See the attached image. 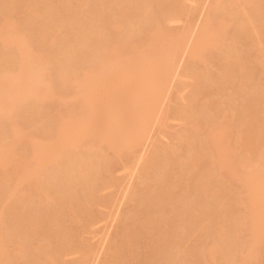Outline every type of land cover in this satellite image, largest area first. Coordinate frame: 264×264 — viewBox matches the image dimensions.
I'll return each instance as SVG.
<instances>
[{
  "label": "rangeland",
  "instance_id": "1",
  "mask_svg": "<svg viewBox=\"0 0 264 264\" xmlns=\"http://www.w3.org/2000/svg\"><path fill=\"white\" fill-rule=\"evenodd\" d=\"M95 1L94 0H88V1L87 0H67V1L66 0L65 1L64 0H45V1L44 0H0V37L2 38L4 36H8L9 34L12 35L13 33H17L19 36V39L13 40L14 39L13 38L12 39L13 41H11V42L9 41V43H7L6 40L8 41L10 36H9V38L8 37L3 38V41L5 40L4 42H2L0 39V75L2 73L4 74V72H6V70L9 73H14L15 70H17V72H18L17 65H19V62H21V61L19 60L20 57L18 56L19 55L18 52H20V51L17 50L18 49L17 46H21L24 43V46H26V49L23 48L22 52H24L25 50H28L27 53L29 54L28 58L30 60V63H34L36 65V63L38 62V65L40 64L39 66L44 70L43 73H45V74H43V76L41 75V77L42 78L46 77L47 78L46 80H48L50 87H52V89H50L51 91L49 90L51 92V95H50V92L47 91V92H49L48 93L49 96L47 98L41 99V97L40 98L38 97L39 93L42 91V90H40L41 88L39 87L40 89L38 91V95L36 92L38 89H36V90H34V94H33V96L35 95V97L30 95V97L23 98L24 96H22L23 99L22 98L19 99L18 103L14 104L15 107L12 108L13 109L12 111H9L10 109H7L5 107V110L9 112L8 114H10L9 116L7 115V117H5V118H3L4 116H2V115L0 116V145L4 146V144L6 142L7 143L9 142V144H6V145H10L13 142L12 143L13 147L11 146V148L13 150L12 151L14 154L13 156H15V158L12 159L13 161H10L13 163H11L7 166H6V164H5V166L4 165L3 166L1 165L2 167L0 166V233H1V240H2V241L0 240V242H3L2 244L4 246V247H2L3 251H1V252H3V254L0 253V255L2 254V257L0 258V260L1 261L3 260L2 263H4V264H6V263L7 264H30V263L31 264H33V263L34 264H41V263L45 264L43 262H45L46 259L43 258L45 261H43L41 259L45 255L41 254V257L38 256L39 252H41L40 250H38V248L40 246L39 244L43 240L42 239L43 233L41 235H40V233H41V231H44V236H45V235H47L46 234L47 232L49 233V232L53 231L49 234L56 233L54 235H51L54 238V240H53V238H51V236H48L49 234L47 235L49 237L48 240L50 239V241H51V239H52L53 242H55V243L51 242V245L53 244L52 246H55V248L58 249L59 252L56 251L55 248H53L51 245L50 246L53 249L52 251H54V253L58 252V254H60V255H58L56 253V255L58 256V259H60L61 263H63V264H66V263L67 264H76L77 260L80 259L79 257H81L80 251L84 253V250H86L85 252L91 251L89 253V255L90 254L91 255L90 256L88 255V257L90 258V259L88 258V261L90 263H88L85 260H83L82 263H85V264H93V263L94 264H103V263L104 264H107V263L108 264H124L123 261L125 258H124V256H122L123 255L122 253H123V251H124V253H125V251L128 253V248H129L128 246H130V245H131V247H130L131 249H134V247L136 248L135 254L138 251V253L135 255L137 259H133V261H135L134 263H133V261H131L132 263H129L130 262V261L128 262L129 258H131V260H132V258H135V257L130 256L127 259V262H126V260L124 261L125 264H138V263L139 264H146V262H150L151 264H155V263L156 264H183V263L187 264V262H190L193 259L195 260L196 256L194 255V257H193V253L198 255V253H200L202 249H203V254L202 253H200V254H202L203 256L199 255L200 258L203 257V259L205 261H209V262L213 261V263H211V264H229V262H231L230 264H233V263L234 264L235 263L236 264H264V240H262L259 237L261 242H259V244L256 247L258 249V252L256 250H253L252 248L250 249V247H252L250 244L252 242L251 240L254 241L256 239V238L254 239L255 236L253 237V234L250 233V232H252L250 230L251 229L250 227L254 228L252 217L255 215H253V212L255 211L254 208L256 209V206H259L260 204L256 202V206L254 207L253 206L254 204L252 203L251 199H247V197L249 195L247 196V195H244V193H242L244 191V186H245L244 180H246L247 176L251 175L249 172L250 168L254 167L253 169L256 171L259 169L258 170L259 172H260V170L263 171V169H264V158H262V159L260 158V156H264V127H263V129L258 131V128L260 129V127H258V126H260V125L257 126L258 128L255 126L257 124L256 122H258L259 120L261 121V123H262V121L264 122V120H263L264 119V58L263 59L260 58L259 53H257V55H255L256 52H254L255 51L254 49L252 50V48L251 49H250V47L248 48V46H250V44L248 45L249 41H247V40L253 38L252 34L250 35V33H246V34H248V35H246L243 33L244 32L243 30H245V28L247 30L250 29V27L249 28L245 27V24H246L245 22H246V20H249V19L244 20L245 18L248 17V15H247V12H248L251 15H256V17L258 15L259 21H262V22H260L261 25L259 23H256L259 21H254L257 25L259 24L258 25L259 28L258 27H255V28L257 30L258 29L261 30V32L255 31L254 34L256 36L258 34L259 38H260V36L262 38L264 37V21H263L264 20V1L263 0H257V2H256V0H255V2L253 0H252L253 2L249 1V2L254 3V4H252V3L247 4V5H250V4L252 5L250 8L251 10H250L249 9L250 6H246V4H245L246 2H242L241 0H239L240 3H243L245 5L244 6L246 8L245 9L242 4L240 5L238 0H237V2H236V0H233V1H235V4H234V2H232V0H230V3L232 2L233 5H235L232 8L235 9V7H236L235 10L232 9L233 11L226 9L228 7H224L226 4H228L227 1H229V0H225V4L221 5V6H217V3L215 2V0H178V1L173 0V2H172L173 4L175 2H179L178 6H176L177 8L172 6L171 5L172 3L169 5L170 0L169 1L163 0V1H165L164 3H162L163 1L161 2L160 0H150V1H148V0H136V1H134V0H120V1L119 0H116V1L115 0H113V1L112 0H100V1L95 0ZM97 1H99L98 4H97ZM104 1H106V2H104ZM152 1H154V2H152ZM159 1H160V4H158ZM243 1H247V0H243ZM68 2H70V5H68L69 4ZM78 2H80V4ZM102 2H104L105 4L107 3V4L104 5V3H102ZM130 2H132V3H130ZM141 2L142 3L144 2V4H142ZM149 2L150 3L152 2V3L150 4ZM155 2L156 3L158 2L157 5H154ZM212 2H214V3H212ZM217 2H218V0H217ZM77 3H78V5H77ZM82 3L84 5H82ZM238 3H239V5H238ZM87 4H89V5H87ZM93 4L97 7V11H98V9L100 10V11H98V14H97V16H98L97 17L98 19L96 20L97 24L93 23L95 21V19L93 21L90 17V14H89V13H91V16L93 17V15H94V17H95L94 12H96V9L93 8L94 7ZM117 4H119L118 5L119 9H113V7L114 6L116 7ZM146 4L150 9L147 6H145ZM149 4H150V6H149ZM212 4L214 5V8H216V6H217V8L221 7L222 9H226L228 11V12H224V10L223 11L219 10L217 12V13H219V15L220 14L222 15V20L227 19L228 23L226 22L227 23L226 27L224 24L220 23L221 25H224V31L226 30V32H224V31L223 32L226 34H225V36H223L224 34L222 33V35H220V36H222L220 39H219V37H216L219 40L218 41L219 43L216 42V44H214L213 41L211 43H207L206 41H204L205 37H204V40L202 41L203 44L201 42L195 43V42H193V39L196 36L198 38V35H196V33L199 32L198 29H200V30L204 29V31H200L202 35H203V32L209 33L208 32L209 29L207 30V29L201 27L202 24L204 25V23H202V22L203 21L205 22L204 19H206L205 18L206 15L208 16V18H210V16H212L210 18V21H209V23L210 22H212V23H210V24L208 23L210 26L207 23L205 25H207V27L210 28L211 25L213 24V29L212 28L211 29L216 30L214 28V25L217 23V21L216 20L214 21L215 17H213V15L209 14V11H211L209 9H211V8L214 9L212 7L213 6ZM215 4H216V6H215ZM220 4H222V1ZM81 5L83 8L81 7ZM166 5H168V6H166ZM226 6H228V5H226ZM229 6H230V4H229ZM239 6H242L243 9ZM253 6H254V8H252ZM49 7H51V8H49ZM118 7H116V8H118ZM92 8L95 9V11ZM174 8H176V9H174ZM47 9H48V11H47ZM91 9L93 11V14H92V11L90 12ZM253 10H255V12ZM111 11H112L113 15L111 14ZM123 11H124V13H121ZM153 11H155V12H153ZM215 11H216V9H215ZM230 11H231V13H230ZM51 12H52V14H51ZM104 12H106V13H104ZM116 12L117 13L120 12V13L117 14ZM54 13L56 14V16ZM163 13L165 14L164 16H163ZM75 14H76V16H75ZM104 14L107 17H105ZM110 14L112 15V17H110L111 16ZM259 14H260V16H259ZM51 15H52V17H50ZM146 15L148 17H146ZM99 16L100 17L102 16V18H101L102 20L100 19ZM214 16H216V12H214ZM261 16L263 17V19L261 18ZM74 17H75V19H74ZM139 17L141 18V20ZM216 17H218V16H216ZM219 17H221V16H219ZM218 18H217V20H218ZM79 19L81 20L80 22H79ZM104 19H106V20H104ZM117 19H119V20H117ZM73 20H75V21H73ZM76 20H78V22ZM98 20L100 22H98ZM207 20L208 19H206V22H208ZM251 20L252 19H250V21ZM158 21H161V29L159 28L160 26H157V24L159 25ZM218 21L220 22V20H218ZM243 21H245V22H243ZM87 22H89L90 24L92 23L91 27H89L90 24ZM107 22L108 23L117 22V25L115 24L113 26V28H114L113 29L110 26V24H107ZM242 22H243V25H242ZM114 23H112V24H114ZM252 23H253V21H252ZM45 24H47V25H45ZM153 24L156 26H153ZM67 25L69 26V28ZM100 25H102V26H100ZM217 25H219V24L217 23ZM39 26H41V27H39ZM85 26H86V28H85ZM92 26H93V29H92ZM96 26L98 28H95ZM116 26L122 27L123 29L122 28H120V30H118L119 28L115 29ZM106 27H107V29H106ZM129 27H131V28H129ZM216 27H218V26H216ZM99 28L101 30H99ZM156 28H157V31H159L158 29H160L161 31L163 29V31L168 30V31L172 32V34L170 32H169L170 34L169 33L167 34L164 32L165 33V37H164L165 39L164 38L163 39L165 41H166V39L168 40V38L171 39L169 44L167 41H166L167 43L164 42L163 39L159 40L162 42L161 46L164 47L167 45V48L163 49L161 47L163 50L160 51L158 48V47H160V44H159L160 42L157 43V44H159V46H156L157 49L160 51L159 54L161 55V53L163 52L164 56L166 54H168L167 51H165L166 52V54H165L164 50L170 49L169 50L170 51L169 59L172 56V58H171L172 61L170 59V60H168L169 62H167V58L165 57L166 60L164 59L165 61L161 62L160 61L161 59L159 60L156 57V59L159 60L158 61L159 63L161 62L163 64H165V63L166 64L170 63V64L169 65L165 64L166 66L163 65V67H165V68H162V66H160V67L156 66L155 63H154L155 65L151 64V63H153L152 61H151V63H148L150 61L149 60L147 63L144 62L145 64H143V65L140 63L139 67H138L136 64L131 62V60L138 58L137 54L135 56L134 53H137V52L140 53L141 52L140 54L143 53L141 55L143 57L144 54H146V56H148L147 53H149L150 51H149L148 47L142 46L140 44L142 47L145 48V51L142 52L144 49L141 50V49H139V46H138V50H136L137 51L136 52L135 49H133L134 43L136 46V44L139 43L140 40H141V42H142V40H144L146 42L145 39H147L148 37L142 39V37L144 36V32L147 33L149 31V29H151V32H152L153 31L152 29H156ZM43 29H44V32H43ZM146 29H147V31H145ZM92 30H94V31L91 32ZM97 30L100 32V35H97V34H99V32ZM136 30H137V32H136ZM250 30H248V31H250ZM132 31H134V32H132ZM155 31H153V32H155ZM227 31L229 33H227ZM38 32L39 33L43 32L44 34L43 33L38 34ZM87 32H88V35L86 34ZM151 32L150 31L148 32V34H149L148 36H150V34L153 35V32L152 33ZM183 32L185 33L184 35H183ZM92 33H94V34H92ZM128 33H129V35H128ZM219 33H221V32H219ZM139 34H141V35L143 34V36H141ZM158 34H159V32H158ZM176 34H178V35H176ZM181 34L184 36V39L182 37V40H180V38H179V36H181ZM201 34H199V35H201ZM240 34L241 35L244 34V35L242 37L237 36ZM167 35L168 36L174 35V38L176 41L174 39L172 40V38H170L171 36L168 37ZM185 35L187 36V40H186ZM202 35H201V39L203 38ZM214 35H215V33H214ZM41 36L43 37V39ZM153 36H155V35H153ZM175 36L179 39H176ZM209 36H212V35L208 34L207 39H210ZM85 37H87V38H85ZM137 37H139V38H137ZM150 37H152V36H150ZM126 38L129 41V43H131L132 41L134 42V40H135L134 43L133 42L131 43L132 45H130L129 48H127L129 43H128V45L126 44L127 42H125V44H124V41H127ZM25 39H27V41ZM137 40H139V42ZM153 40H154V38H153ZM177 40L181 41V43L179 41L180 45L182 44L181 46L186 45L187 48L185 46L179 47L180 45H179ZM210 40H212V38ZM213 40H215V38ZM263 40H264V38H263ZM148 41H149V38H148ZM150 41H151V39H150ZM252 41L254 42V39H252ZM252 41L250 40L251 44H252ZM255 41H256V38H255ZM87 42H88V44H87ZM111 42H112V44H111ZM116 42L118 45L116 44ZM258 42L260 43L259 39H258ZM20 43H22V44L20 45ZM122 43L124 45H122ZM142 43H144V42H142ZM165 43H166V45H165ZM191 43L194 44L192 46H194V47L196 46L197 49H201L206 44L205 48L203 47L201 49L202 54L199 53L200 51L198 52L199 54L195 55V56H194V54L187 53L190 50L191 51L193 50V49H190V48H192V46L190 47ZM254 43L257 44L256 45L257 48L258 47L261 48L262 47L261 45L264 46V44L258 45L257 42H254ZM263 43H264V41H263ZM67 44H69V45H67ZM86 44H87V47H86ZM198 44L200 45L201 48L199 47ZM201 44H202V46H201ZM88 45L91 46V49H90V46H88ZM137 45H139V44H137ZM144 45H145V43H144ZM155 45H156V43H155ZM172 45L176 46L177 49H179V50L175 49V51H174V49H172ZM27 46H28V48H27ZM93 46H94V48H93ZM115 46H116V48H115ZM148 46H149V44H148ZM153 46H154V43H153ZM153 46H151L150 49H152ZM142 47H140V48H142ZM156 47H155V50L154 49L153 50L157 53ZM251 47H252V45H251ZM101 48H102V50H101ZM126 48H127V50H126ZM238 48H240V49H238ZM259 48L257 49L258 51H259ZM116 49H119L120 52H118V50L116 51ZM180 49H181V51H180ZM237 49H238V51H237ZM57 50H59V52ZM171 50H173V51H171ZM67 51H69V53L71 52V54L67 53ZM121 51H123V52H121ZM154 51H153V53L150 52L151 55L152 54L154 55ZM56 52H58V53H56ZM109 52H111V53H109ZM193 52H195V51H193ZM126 53H127V55H126ZM139 53H138V56L140 55ZM150 53H149V55H150ZM174 53L177 54V56ZM66 54L67 55L69 54V56H67ZM112 54L115 56H113ZM119 54H121V55H119ZM159 54H157V55H159ZM188 54L189 55L191 54V56L189 57ZM261 54L264 55V52H262ZM26 55L27 54H25V56ZM41 55L44 56V58H41L42 57ZM58 55L60 58L58 57ZM117 55L119 58L117 57ZM129 55H132L133 57L129 56ZM153 55L151 57H153ZM168 55H166V56L168 57ZM235 55H236V57H235ZM108 56H109V58H108ZM120 56H122V57H120ZM124 56L127 58H125ZM229 56H230V58H229ZM254 56H256V58L261 60V61H259V62H261V64H260L261 67L260 68L258 67L259 69L257 68L258 70L256 71L255 74L253 72L254 70L252 68H250V63H249V62H251L250 59H252V62H253V60H255V61L257 60ZM105 57H107V59H105ZM140 57H139V61H142L140 59ZM151 57L148 56L147 58H151ZM110 58H112V59H110ZM42 59H43V62H42ZM65 59H66V61H65ZM114 59L117 62L128 61L131 65H133L134 67H137L139 69L146 68V66L148 65L149 67L147 66L148 68L144 70L146 72L145 74H148V76L150 75L149 74L150 72L147 70L153 69V67H154V69L158 68L161 72L163 70L162 76L165 73H167V71H168V73H167L168 76L164 75L162 79L160 78V76H158L160 78V80H158V81H160L159 85H161V83H163V81H164V83H163L164 85L162 84V86H159L160 92H158V93H160V95L157 96L158 99L156 98V100H159L158 103H156L155 102L156 100H155L154 103H156V105L155 106L153 105V108L151 107L153 110L151 111L148 109L150 112H153V114L149 115L147 113L149 111H147L145 108V110L147 111V112L146 111L145 112L148 114V116H147V114L145 116H147L149 119L146 118L147 120H144V117H143V119H141L142 118L141 116H144V115L141 112L138 113L136 110L137 109L136 107H135L136 109L134 108L136 111H134L133 109H130L131 107L125 108L127 102L122 101V99H124L127 96L129 98V95L132 94V93L127 92V90H128L127 87L131 86V84H132L131 81H133L134 78L132 80H128V78L131 75L132 76L136 75L137 72L142 73V71H140L139 69L136 72L134 71L135 73H133L131 71L133 74H130V75L128 74L129 76L127 75L128 76L127 77L126 73L124 71L125 69L123 68V67H125V64L121 63L123 65L117 64L119 66V68H117L118 66L115 68L116 73L114 74V72H113V75L116 77L115 79L113 78L114 76L112 77V74H111V76L108 75L109 77L104 75L108 79L102 78L101 80H103V81H101V80L100 81L104 84H101L98 81L99 78L98 79L96 77L92 78L93 75H96L99 72L101 74L103 69L105 70V71H103L104 73L106 71H108L109 69L111 70V68H113L115 66V63H116V61ZM151 59H153V58H151ZM235 59H238L240 61L239 63L242 64V65H240V64L238 65V63L236 62V65L237 66H243V68L240 67L239 70L240 71L242 70L240 72V71H238V68L234 67L235 71H238V72L231 75V73H233L232 69H234V68H232L231 65H234ZM57 60H58V62L61 61L64 64L60 62L62 65L61 64L57 65V63H58ZM62 60H64L65 62ZM35 61H37V62L35 63ZM107 61L109 63H107ZM113 61H115V62L113 63ZM133 61H136V60H133ZM156 61L157 60H155L154 62H156ZM25 62H27V61H25ZM54 62L56 63V65ZM98 62L101 63L102 65L100 64L98 66V64H99ZM124 63H126V62H124ZM137 63H138V61H137ZM34 64H32V65L35 67ZM87 65L89 67H87ZM94 65L99 67V68H97L99 70H96L94 68L95 67ZM103 65L105 66L106 69L104 68ZM131 65H130V67H131ZM100 66L103 68L101 69ZM108 66H109V68H108ZM120 66H121V68H120ZM31 67L32 66L29 67L30 70H32ZM90 67H93L96 71H99V72H97L96 74H93V72H96L94 70L91 73L92 76H87L85 74L82 75L84 73V71L89 72ZM167 67H169V68H167ZM127 68H129V66ZM58 69H60L62 72H59L60 70H58ZM120 69H121V72L119 71ZM133 69L134 68L132 67L131 70H133ZM154 69H153V71L150 70V71H152L151 73L154 72V74L158 75V73H157L158 71H156L157 69L156 70H154ZM170 69H171V71H169ZM33 70L34 71H32V72H33V74H35V72L37 71V65H36V71H35V68ZM38 70H40V69L38 68ZM128 71H130V69H128ZM144 71H143V74H144ZM155 71H156V73H155ZM81 72H83V73H81ZM122 73H125V74H122ZM128 73H130V72H128ZM140 73H139V75H140ZM41 74H42V72H41ZM89 74H90V72H89ZM116 74H118V75H116ZM154 74H152V75L154 76ZM38 75H39V73H38ZM45 75H47V76H45ZM76 75H78L79 81H80V78H86V80H83L84 82L86 81V82H89L90 84L92 82H96V85L98 86V88H101V89L103 88V86H105V87L107 86L110 90L108 91V89H106L107 87L106 88L104 87V89H106V91H108V93L111 91V89L113 90L112 92H115L116 88H117V91L120 94H118L116 91L115 94H118L119 96H116V95L113 96L114 95V93H113V95L110 94V96L107 98L108 93L106 96V91H102L103 89L102 90L100 89L103 96L101 95V97H100L99 94H101V93L99 92V94H98L97 93L98 91H97L96 93H97L98 97L97 96L95 97V95H94V97L97 98L98 103H96V104L94 103V107L92 105V108H91L89 106L90 103H88V104L84 103L85 101H87V100H85L86 96L83 97V99L85 101L84 100L80 101L81 99L79 98V96H77L79 98L78 99L79 102H78L77 98L74 97V93L73 94L71 93V90L73 92V89L75 88L76 84L74 85V87L73 86L70 87L71 83H69V81L72 77H74V79L77 80ZM79 75H80V77H79ZM121 75L124 78H121ZM139 75L137 74V77ZM62 76L63 77L66 76V77H64L65 79ZM148 76L145 77L146 80H149V79H151L150 77H152V76H150L148 78ZM61 77L65 81H63V79ZM67 77L68 78L70 77V78L68 79ZM158 77H156V78L158 79ZM165 77H168L167 80H163V79H165ZM233 77H235V80H233L234 79ZM109 78H113L112 79L113 83L111 82V80H109ZM143 78H144V76H143ZM154 78H155V76H154ZM140 79H141V77H139L138 80H140ZM157 79L155 80V83L158 82ZM114 80H116V81L119 80V81L118 82L115 81L116 82L115 83ZM141 80H143V79H141ZM153 80L154 79L152 77V81ZM227 80H229V82ZM236 80H237V83L235 82ZM40 81L41 80H39L38 83L36 82L35 85L40 86L39 85ZM152 81H149V82H152ZM41 82H40V84H41ZM81 82H82V79H81ZM138 82H140V81H138ZM214 82H216V83H214ZM48 83H46V84H48ZM142 83H144V82H142ZM142 83L140 82V84L143 85L142 87H144L145 83H146V85L148 84L146 81L144 84H142ZM46 84H45V86H46ZM132 85L136 86V84H132ZM141 85H140V87H141ZM149 85H151V84L149 83ZM152 85H153V82H152ZM217 85H218V87H217ZM84 86H86V85H84ZM154 86H157V84ZM154 86H153V88H154ZM43 87H44V85H43ZM80 87H82V85H80ZM137 87H135L136 91L140 89V88L137 89ZM147 87H148V85H147ZM91 88H92V85H91ZM206 88H207V90H205ZM208 88L210 91H212V93L208 90ZM45 89H46V87H45ZM132 89L134 90V88H132ZM150 89H151L150 86H149V90H148V88H146L147 91H150ZM80 90H82V89H80ZM83 90H86V88H84ZM199 90H201V91H199ZM214 90H215V92H214ZM136 91H133V92H136ZM143 91H141V92L138 91V92L140 94L141 93L146 94V92H143ZM47 92L45 91L46 94H44V92H43V94H44L43 97L45 95H47ZM75 92H76L75 94H78V90ZM81 92H80V94H82ZM112 92H110V93H112ZM130 92H131V90H130ZM155 92H156V90H155ZM10 93H11V91H10ZM8 94H9V92H8ZM70 94L73 96L71 97ZM104 94H105V96H104ZM126 94H127V96H125ZM143 94H141V95H143ZM150 94H152V93H150ZM0 95H6V94H4V92H2V93H0ZM111 95H112V97H111ZM133 95H134V93H133ZM147 95H149L148 92L146 94V99L148 97ZM82 96H84V95H82ZM120 96L121 97L123 96V98L121 100H120V98H121ZM143 96H141V98ZM155 96H156V94H155ZM205 96H207V97H205ZM94 97H92L93 101H94ZM105 97H106V99H109L110 97L112 99L110 98L109 100H106ZM113 97H114V99H113ZM135 97H137V96L135 95L133 98H135ZM149 97H150V95H149ZM153 97L151 96L152 100H153ZM159 97H160V99H159ZM88 98H90V97H88ZM92 98H90V100ZM101 98H103L102 104L100 102ZM128 98H126L124 100L129 101ZM6 99L3 98V100H6ZM131 99L132 98L130 97V100ZM138 99H136V101ZM146 99L144 98V100H146ZM154 99H155V97H154ZM12 100H15V98ZM132 100H134V99H132ZM6 101H8V100H6ZM96 101H94V102H96ZM112 101H113V103H111ZM114 101H116V103H114ZM121 101L123 104L125 103V105L123 106V108H125V111H123L124 113L127 111L126 114H129L132 110V113L136 112V114H139L138 116L135 115V117L137 118L138 121H139V119H141L140 120L141 123H142V120L145 121L143 130H142V128L137 129V130L143 131V134L141 133L142 131L141 132L138 131V134L140 135L139 137L141 139L139 137H137L138 139L136 142L134 140H132L135 142L134 145H136V143L138 142L137 143L138 146L132 147L131 145H133L132 144L133 142H131V145H130V143H129L130 140L126 141L130 138H126V140H125L124 134L122 135V133H124L123 130L124 131L126 130V128L125 129H122V128H124V126L126 124L122 125L123 127H121V130H118L119 127L121 126L120 124H122L123 122L121 121V123L120 122L118 123L117 121L118 120L120 121L121 118H119V117H122V115L124 116L125 114H122L123 113L122 107H120L118 109L115 105H117V104L119 105L121 103ZM211 101H212V103H211ZM253 101H255V102H253ZM12 102L14 103V101H11V105H12ZM80 102H82V103H80ZM130 102L131 101H129V103ZM139 102H141V101H139ZM107 103H110V104H107ZM142 103H144V102H142ZM148 103H149V100H148ZM6 104H7V102H6ZM85 104H87V105H85ZM97 104H101L102 106L97 105ZM111 104H115L114 105L115 109L116 108L118 109V110H116L117 112H119L121 109L122 113L120 114L121 116L120 115H119V117L117 116L118 120L117 119L114 120V118H113V120L109 119V118H112L111 116H113L111 114L112 112L108 111V110H110L109 105H111ZM135 104L131 103L130 106H135ZM120 105L122 106V104H120ZM5 106H7V105H5ZM82 106H84V107L82 108ZM114 106H112V109H114L113 108ZM150 106H152L151 103H150ZM249 107H251V109ZM0 108H1V110H3L2 106ZM86 108H88V109L91 108L92 111H93V109L96 108V110H98V112L93 113V114L97 115L99 113L97 116H99V117L101 116L100 120H99V117H96V118H98L97 120L93 119L95 117L92 116L93 115L92 111H91V109H89L91 112V114H89V116L92 119L90 118L91 122L89 120H87L89 122H86L84 120V118L88 114V112H87V114H86V111L84 112V110L88 111V109H86ZM138 108L141 109V107H138ZM226 108H228V109H227L226 113L223 114V112ZM245 108H246V110H245ZM247 108H249V109L247 110ZM140 109H139V111H140ZM5 110L3 111V113L2 112H0V113L4 114ZM96 110H94V111H96ZM128 110H130L129 113H128ZM222 110H223V112H222ZM249 110L250 111L254 110V112L251 111V114L252 115L255 114L254 115L255 117L254 116L253 117L255 118V120H256V118L258 120L255 122V124H254V122L251 121V123H253L252 127L257 129L255 131H254V128L252 129L254 131V132L252 131L254 133L253 136H251V134H250L252 132H248L250 134V135L248 134L249 137L251 136L249 138L250 144L256 146L255 149L254 148L252 149L250 147L252 145L248 146L249 144L247 143L248 142L247 141L246 145L248 146V148L250 147V150L246 149L245 148L246 146L245 147L242 146V145H245V143L244 144L242 143V145L240 146L239 141L237 142V140H239V138H237V137H239V131L241 129L243 131H241L242 133H240V134L242 135L244 133V135H242V136H245V133H247V131H249L252 128L250 126L251 128H249V130L246 129L247 131L244 130V128H241V127H244V125L242 126V124H243V121L245 120V119H243L244 118L243 113L246 111H249ZM141 111H144V110L141 109ZM108 112H111L110 116L108 115ZM73 113H74V115H73ZM79 113H81L80 115L84 114L85 116L84 115L81 116V118H79L80 120L78 118H75V119H78L76 121V123L77 122H84V123H81L84 125L89 123L85 127H84V125H82V127L86 129V132L88 131L87 133H89L90 137L87 134L83 135L85 133V131H83L81 138L83 137L84 139L80 138L81 139L80 142H77V141H79L77 135H76L77 141L74 140L75 142L74 143L72 142L73 144L72 143H65L66 141L60 142V144L61 143L64 144V146L62 145L63 146L62 150H64V151L66 150L65 152H63V151L59 152L60 154L62 153L61 155L58 154L59 156L56 155V156H54V158L46 157L47 158L46 159L45 156H48V155L43 156V153H41L40 154L41 159L39 158V160H42L41 161L42 163H40V161L39 162L36 161L37 156L33 154L32 150L34 148L32 149V146L30 145L32 141L30 140L31 141L30 142L29 139H31V138L34 140L36 139L38 141L37 142L38 144H39V142L46 141L47 138H48L47 142H49V138H50V141H52L51 138L55 137L52 135H54L55 130H57L56 125H58L60 123V120H62V118L59 120V122L57 120L60 117H62V115H63V119H64L65 115H66V117L69 116V117H67V119L68 118H74V116L77 117V115L79 117L80 116ZM132 113L129 114V116L132 115ZM140 114H142V115H140ZM198 114H200V115H198ZM149 116H152V117H149ZM224 116H226V117L228 116V118H226ZM114 117L116 118V116H114ZM125 118H126V120H128L127 117H125ZM125 118L124 119L122 118L121 120H124V122L127 123V121H125ZM88 119H89V117H88ZM92 120H94V122ZM129 120H128V122L132 123V121H135L136 119L134 120V118H133V120L131 119L132 121H129ZM225 120H226V122H225ZM71 121H75V120H70L69 122H71ZM97 121H98V123H97ZM138 121H137V123H138ZM100 122L101 123L104 122L103 123L104 125L106 124L105 128H104V125L102 124L103 125L102 126ZM109 122H111V123H109ZM116 122L119 124L118 129H117L116 125H113V123H116ZM191 122L192 123L196 122L194 124L197 126L199 125L198 128L199 127L200 128L198 130H200V131H198V130L192 131L190 128L191 126H193L192 124H190ZM139 123L137 125L134 122L133 126L137 125V127H138L140 125ZM209 123L211 124L210 127H212L213 124H214L213 126L215 127V123H216V125H217V123L220 124V125L218 124L219 128H218V126L216 128L218 132L214 128V130L217 132L216 135L221 130H223L224 125H225V127L229 126V127H227L228 129L224 127L225 129H227V130H225V129L224 130L226 131V136H227L226 139H227V143L229 146L226 148H229V150L232 149L231 152H229V153H231L230 155L232 156V153L234 152L233 156L236 159L233 156L231 157L228 153L227 154L231 158H229V156H225V157L229 158L230 160H228V159H227L228 161L226 159H225V161L223 160L222 161L223 167L227 163L228 164L226 166L231 164V168L233 166L234 167L232 168V171H231L230 167H227V168H229V170L231 172H228L229 175L227 174L226 177L225 176L222 177V175L225 173V172L224 173L222 172L223 174L220 175L221 177H219V179H221L222 182L218 181L219 179L216 176L217 174L215 175V171L217 172V170H215V169H218V168H216V166H217V161L219 158V156H218V158L216 157V153L214 152V149L217 146L214 145V146H216L214 149L212 146H211L212 147L211 149H210V147L207 148L205 146L206 148L204 147L205 148L204 149L203 146H202V148H200L202 143L200 145H198L199 144L198 139L200 141V139L202 137L206 138V136H204V135L207 132L206 130L210 129ZM77 124H80V123H77ZM81 124L78 127H81ZM107 124H109V125H107ZM87 126H89V127H87ZM238 126L241 128L240 130H239ZM261 126H264V124ZM126 127L130 128L128 126H126ZM195 127L196 126H193V128H195ZM237 127H238V129H237ZM12 128L13 129L15 128L14 130H16L18 141L15 138L14 139L11 138L12 137L11 136L12 131H13ZM76 128L77 127L75 126V129ZM83 128H81V130H83ZM132 129L130 128V130H132ZM219 129H220V131H219ZM73 130H74V128H73ZM78 130H79V128H78ZM107 130H108V132L110 131L111 133H113L112 131H114L113 134H116V137H114V138L112 137V135H111V137L109 135V137L111 139L113 138L114 141H116V138L121 140V141H119V143H117V141L116 142L112 141V145L114 143H117L121 146V144H125V142H126V146L125 147L123 146L124 148L122 147V149H120L121 147H118L120 150L114 149V147L110 148L111 144L110 145L108 144L110 139L108 137V134H106ZM127 130H126V132H127ZM104 131H105V133H104ZM133 131H135V130H133ZM208 131L211 132L210 130H208ZM257 131L259 133H257L255 136V132H257ZM214 132H212V133H214ZM77 133H78V131H77ZM103 133L106 135H104ZM135 133H137V131ZM212 133H211V135L213 137ZM117 134L119 136H117ZM138 134H135V137L138 136ZM220 134H221V132H220ZM220 134H218V137ZM185 135L188 136L189 138L185 137ZM78 136L80 137V135H78ZM143 136H145V138ZM242 136L240 138H242ZM135 137H134V139H136ZM247 137H243V138H246V140H247L248 139ZM142 138H143V140H142ZM183 138L184 139L186 138V139L183 140ZM209 138H211V136ZM188 139L190 141H188ZM214 139H216V138H214ZM226 139H225V142H226ZM12 140H14V141H12ZM53 140H55V139H53ZM217 140H218V138H217ZM203 141H205V140H203ZM208 141H209V139H208ZM208 141L206 140L207 143L206 142H203V143H206V145H207L209 143ZM210 142H212V141H210ZM213 142H215V141H213ZM109 143H111V142H109ZM212 143H211V145H212ZM216 143H217V141H216ZM218 143H217V145H218ZM223 143H224V140H223ZM69 144H71V147L69 146ZM75 144H77V145H75ZM127 144L129 146H127ZM257 144H258V146H257ZM196 145H198V147ZM208 146H210V144H208ZM218 146L220 147L221 145H218ZM225 146H227V145H225ZM255 146H253V147H255ZM76 147H78V148H76ZM127 147H130V148L132 147V149L127 148ZM200 149H201V151H199ZM202 149H204V150H202ZM114 150H115V152H114ZM226 150H228V149H226ZM226 150H224V151H226ZM251 150L253 152V153L251 152L252 153L251 156H252V158L253 157L254 158L252 161H251L252 158H249V160L251 161L250 166H252V167L249 166L250 167L249 168V167H247L248 165H246L248 160L247 161L244 160L246 162L243 164L242 162H239L240 159H237V158H241L240 156L238 157V155L243 154L241 156L244 157L243 159H245L244 155H248L247 151H251ZM46 152H44V153L46 154ZM73 152H75V153H73ZM70 153H71V155H70ZM200 153H202L203 155L201 156ZM259 153H261L263 155L258 156ZM47 154H49V152ZM225 154L226 153H223V155H225ZM249 154H250V152H249ZM72 155L74 158H72ZM210 155H211V157H210ZM235 155H237V156H235ZM35 156H36V158H35ZM196 156H198L197 157V159H199L198 161L195 158ZM0 157H1V155H0ZM38 157H39V155H38ZM103 157H105V160ZM220 157H221V155H220ZM248 157H250V155ZM43 158H45V159L43 160ZM107 158H108V160H107ZM222 158H221V160H222ZM73 159H75V160H73ZM216 159H217V161H216ZM231 159H234L235 161L236 160L237 161L234 163L233 162L234 160L232 161ZM243 159L241 158L242 161H243ZM72 160H73V162H75V164L72 162ZM219 160H220V158H219ZM35 161L37 162V164H35ZM70 161L72 162V164ZM78 161H80V163L82 162L81 163V165H83L82 169L86 168V170H87V167H88V170H87L88 174L89 173L91 174V175L89 174L88 176L93 177L92 179H91V177L88 178L90 181L89 188L91 189L90 190L91 192L89 194L87 193L88 187H86V184H88L89 182L86 183V181H85L86 184L83 185L84 184V178H83V176H81L82 174L80 172H82L84 170H82V169H81L82 171L80 170L81 166H79L80 164ZM199 161L202 164V166L199 164ZM69 162H70V164H69ZM88 162L92 163V165L89 164ZM28 163H31L33 165L35 164L36 166H38L37 171H35L36 172L35 174L37 176L35 175L36 177L33 179V180H35L34 181L35 183L30 182L31 184L29 183V180L26 181V179H25L26 182H24V180H19L17 177L19 175V173L22 172L21 170H23L24 165H26ZM108 163H109V165H108ZM87 164H88V166L85 167L84 165H87ZM236 164H238V165H236ZM69 165L70 166L72 165L71 166L72 168H70ZM73 165L76 167H74ZM145 165H146V170H145ZM218 165H220V164H218ZM104 166H105V169H104ZM30 167H32V165ZM106 167L107 168L110 167V168L107 169ZM76 168H78V170L80 172ZM199 168L201 171L199 170ZM225 168L226 167H224V168L220 167V169H223V170H225ZM71 169H73V170L71 171ZM76 170L78 172H76ZM89 170H91V171H89ZM254 170H251V173H253V174H254V172L256 173V171H254ZM245 171H248V172L245 173ZM262 171L260 174H262ZM17 173H18V175H17ZM83 174H85V173H83ZM77 175L79 177H77ZM211 175L212 176L215 175L214 179H210L212 177ZM254 176H255V174H254ZM261 176H264V174ZM16 177L18 180H15ZM215 177H217V179ZM256 177H258V175ZM36 178H37V180H36ZM81 178H82V180H79ZM248 178H250V176ZM262 178H264V177H262ZM209 179L211 181H209ZM258 179H259V177H258ZM260 179H259V181H262L261 183L264 184V182H263L264 179L263 180H260ZM31 180L32 179H30V181ZM85 180H87V178ZM216 181L218 182V186H217ZM259 181H257V183H260ZM36 182H38L40 184L35 185V184H37ZM206 182H207V184H206ZM219 182H220V187H219ZM29 184L32 186H30ZM91 184L93 185L92 187L95 191L92 189ZM212 184L215 186H213ZM260 184H258L259 188H256V187L255 188L260 189L261 188ZM34 185H35V188L33 187ZM29 186H30V188H28ZM45 186H46V188H49V189H47L48 191L51 190L50 191L51 196L50 195L49 196L44 195V196H46L44 198V197H42L43 195H41L40 198L41 199L44 198V199H42V202H41L40 199L39 200H38V198L36 199V196L38 194L37 193L38 191H36L35 193H37V194H34V196L35 195L36 196L35 197L33 196V198L31 197L32 195H30V194H33L34 190H36L38 187L39 188L41 187L43 190L44 189L46 190ZM255 186H257V184ZM31 187H33V188H31ZM204 188H205V190H204ZM32 189H33V191H32ZM43 190H42V192H44V194L45 193L47 194L48 191L46 192L45 190L44 191ZM39 191L41 192V190H39ZM258 191L259 190H257V192ZM40 192H39V195H40ZM68 192L71 193V195ZM200 192H201V194H200ZM91 193L92 194L96 193V194H95V196L94 195L91 196L90 195ZM250 193H251V191H250ZM260 193L261 192L259 191L258 194H260ZM262 193L260 194L261 196L264 195V193L263 194ZM66 194H68V195H66ZM85 194H88V195H85ZM253 194H256V192ZM64 195H65V197H63ZM158 195H159L160 200L158 199ZM71 196H72V198H71ZM90 196L93 197L92 199H94V201H96L95 202L96 204L94 203L93 200H92L93 203L91 202V198L89 199ZM244 196H247V197H244ZM67 197H70L68 199L69 201L67 199L65 201H63ZM86 198H88L87 199L88 201L86 200ZM95 198H96V200H95ZM248 198H250V197H248ZM162 199H164V200H162ZM70 200L71 201L74 200V201L71 202ZM250 201H251V203H250ZM68 202H70V203H68ZM78 203H79V206H78ZM85 203H87V204L84 205ZM89 203H90V205L91 204H93V205L89 206ZM68 204H69V207H72L71 211L69 210V208L67 206ZM70 204H72V205L70 206ZM199 204H200V206H199ZM63 205H66L67 207H65ZM192 205L194 206V208ZM75 206L76 207L78 206V210L80 207L82 209H84V211L83 210L81 212L79 211V213L80 214L83 213V215L85 214L88 217L87 221H84L86 219L85 215L83 217L81 216L82 218L85 217L83 221L81 220L82 218L77 220V218L79 217L77 214H79V213H74V212H76V209H77V208L76 209L73 208ZM251 206H252V208H251ZM263 206H264V204H263ZM61 207L68 208V209L66 210V209L62 208L63 211H61V209H60ZM85 207H87V208H85ZM88 207L90 208V210ZM203 207H204V209H203ZM85 209H86V211H85ZM214 209H216V210L211 211ZM257 209L260 210L262 208L259 209V207H258ZM73 210H75V211L72 212ZM204 210H205V212H204ZM250 210L251 211L253 210V211L251 212ZM68 211H70V213H73V214H69ZM148 211L150 212V214ZM61 212H62V214H61ZM65 212H67L65 214V216L69 217L70 219L63 215ZM87 212H89V214ZM202 212H204V213H202ZM215 212H216V214H215ZM198 213H201V214H198ZM208 213L210 215L213 213L212 215H215V216L218 213L219 215L216 216L217 217V219H216V217L213 218V216L212 215L210 216ZM250 213L253 216H251ZM258 213L260 214V212H258ZM68 214L73 216L72 219L76 218L75 217L76 215L78 216L76 219H73L75 221V223L73 221L71 222V223H74L73 224L74 226L72 225L74 227V228L72 227L73 229L70 226L71 225V223H70L71 217L68 216ZM184 214H185V216H184ZM248 214L250 217L248 216ZM90 215H91V217H90ZM199 215H202V216L200 217ZM261 215H262V213H261ZM192 216H194V217L192 218ZM208 216H210L211 217L210 219L212 220V221H210V219H209L210 223L206 222ZM258 216L259 215L257 214V217ZM51 217H53V219ZM64 217L66 220L64 219ZM150 218H151V220H150L149 225L152 224V226L148 225L149 220H147V219H150ZM199 218L201 219L200 220L201 222L203 221L202 219L205 218V220L202 222L201 225L205 224V222L208 223L207 226H206V224L203 225L204 228L206 226L205 229L202 226V230H201V225H200L201 222H199V220H198ZM160 219H161V221H160ZM183 219H185V220H183ZM68 220H69V222H68ZM189 220H190L189 223H192L191 220L193 221L192 225L190 224V226L188 223ZM195 220H196V222H194ZM30 221L32 223H30ZM78 221H82V222H80L81 225L78 223ZM185 221H186V224H185ZM35 222H36V226H35ZM53 222H54V224H53ZM83 222L85 223V225H82ZM152 222H154V223H152ZM211 222H213V224ZM29 223L33 226H31ZM48 223H49V225H48ZM55 223H56V225H55ZM67 223H69V224L66 225ZM76 223H78L79 226ZM155 223H156V225H155ZM197 223L200 225L199 227H198ZM57 224L59 227L57 226ZM65 225H66V227H65ZM158 225H160V226L158 227ZM147 226H149V227H147ZM153 226H154V229H153ZM192 226H193V228L196 226L200 230H197V229L193 230V228H190ZM260 226H263V225L261 224ZM28 227L31 228L30 231L26 230V229H29ZM33 227H35V228L37 227V228L34 229ZM41 227H43L42 230H39V228H41ZM144 227L145 228L147 227L146 228L147 230ZM151 227H152V229H149ZM188 227H189V229H188ZM208 227H211V228H208ZM255 227H256V225H255ZM44 228H45V230H44ZM46 228H47V230H46ZM61 228H63L62 231L60 230ZM68 228H70L71 230L70 229L65 230ZM247 228H250V229H247ZM57 229H59V230H57ZM74 229L77 231L75 234L73 233V231L75 232ZM156 229H158L159 231L157 232ZM191 229L195 233L197 231V233H196L197 235ZM206 229L208 231H206ZM37 230L40 231L38 236H37V234H38ZM64 230L66 232H64ZM141 230L150 231V233L145 232V234L147 235V238L145 239L143 237V240L140 241V243L142 245L141 244L139 245L138 241L141 238V237L139 238V235H140V233L143 234V231H141ZM171 230H173V231H171ZM186 230L187 231L190 230L195 235H193L192 233L191 234L188 233ZM203 230L205 232V235L201 236V234H204ZM67 231H70V232H67ZM138 231H139V233H138ZM182 231H183V233H182ZM35 232H36L37 237L34 235ZM59 232H61V233L59 234ZM62 232H64V233H62ZM136 232H137V236H136ZM161 232H163V233L160 234ZM175 232H177V233L175 234ZM186 232L191 236L187 238L188 234ZM200 232H201V234H199ZM30 233H33V234L31 235ZM23 234L25 236H23ZM62 234H63V236H62ZM223 234H226V235L223 236ZM30 235H31V237H29ZM33 235H34V238H33ZM58 235L62 238H60ZM170 235H173L174 237L177 235L178 240L174 239V237L170 236ZM183 235L186 237H184ZM19 236H21V237H19ZM47 236H45V237H47ZM128 236H131V237H129L130 240H132L134 237H135V239L138 238L139 240L137 239L135 241L137 243V245L132 244V242H134L133 240L130 243L129 242L130 240L127 238ZM221 236H223L224 238L223 237L221 238ZM45 237H44V240H45V242H47ZM124 237H126L127 239H125ZM171 237H173V240H171L172 239ZM226 237H227V239H226ZM229 237H231L230 240H229ZM71 238L72 239L76 238L77 240L76 239H74V240H76V241L79 240V242L77 243L75 241V244H74L73 243L74 240H71ZM37 239L39 241H36ZM59 239H60V241H58ZM63 239H64V244L62 242ZM168 239H170V240H168ZM68 240L71 242L72 246ZM125 240L126 241L128 240L127 241L128 243ZM144 240H146V241H144ZM124 241H125V245H123ZM45 242H44V244H45ZM113 242H114V244H116V246L113 244ZM175 242H176V244H175ZM4 243H5V245H4ZM33 243H35V244H33ZM48 243H50V242H48ZM60 243L62 244L61 246H65L66 245L65 243H67L70 251H68V249L66 247L67 245L65 247L61 248ZM144 243H145V245H144ZM42 244H43V241H42ZM42 244H41V246H43ZM57 244H59V245L57 246ZM69 244H70V246H69ZM73 244H74V246H76L78 248L74 247ZM154 244H155V246H154ZM194 244L197 245L196 247L200 246V247L196 248V252H195V245ZM36 245H38L37 246L38 248L35 247ZM47 245L49 246V244H47ZM48 246H47V249H48ZM56 246L60 247V248H57ZM82 246L85 249L80 248ZM138 246H140V248ZM34 247L37 249L36 251L33 250ZM70 247L71 248L73 247L74 249L73 248L71 249ZM126 247H128V248H126ZM64 248H66L65 249L66 251L64 250ZM210 248H212V251L210 250L213 253V254L211 253L212 258H210L208 255V252H209L208 249H210ZM0 249H1V247H0ZM18 249L19 250L21 249V251H19ZM30 249H32V250L29 251ZM60 249H61V251H60ZM113 249H116V250H113ZM22 250H23V252H22ZM111 250L115 251L116 253L111 252ZM37 251H39V252H37ZM49 251H51V249ZM118 251H120L121 253ZM129 251H130V249H129ZM153 251L156 253L154 254ZM197 251H199V252L197 253ZM19 252L20 253L22 252L24 254L21 253L19 255ZM60 252L61 253L63 252V253L61 254ZM131 252H129L128 255H131L132 254ZM65 253H66V255H65ZM109 253H113L114 255L113 256H112V254L109 255ZM92 254H94V255H92ZM119 254L120 255L122 254L121 256L124 258L122 260V263L119 260V257H120ZM22 255L26 256L27 258L25 259V257H22ZM33 255H34V257L36 255L37 256L34 258V257H32ZM106 255H107V257H105ZM128 255H126V256H128ZM53 256H55V255L53 254ZM109 256L112 257V260H110L111 258H109ZM115 256H116L117 261H115V259H114ZM189 256H191V257L189 258ZM199 256H197V257L199 258ZM83 257L85 259V256H83ZM122 257H120V259ZM22 258H23V260H22ZM55 258H56V256H55ZM150 258L153 261H151ZM179 258H180V260H179ZM191 258H192V260H191ZM26 260H28L29 262H27ZM31 260H33V262ZM60 261L58 260V262H60ZM109 261H110V263H109ZM197 261H199V259ZM205 261H203L204 264H205ZM55 262L56 261H54L53 263H55ZM193 262L194 261H192V263ZM200 262H201V259H200ZM61 263H58V264H61ZM46 264H48V263H46ZM188 264H190V263H188ZM199 264H201V263H199Z\"/></svg>",
  "mask_w": 264,
  "mask_h": 264
},
{
  "label": "bare ground",
  "instance_id": "2",
  "mask_svg": "<svg viewBox=\"0 0 264 264\" xmlns=\"http://www.w3.org/2000/svg\"><path fill=\"white\" fill-rule=\"evenodd\" d=\"M44 1H45V0H44ZM64 1H65V0H64ZM66 1H67V0H66ZM87 1H88V0H87ZM94 1H95V0H94ZM99 1H100V0H99ZM99 1H97V4H98ZM112 1H113V0H112ZM115 1H116V0H115ZM119 1H120V0H119ZM134 1H136V0H134ZM148 1H150V0H148ZM148 1H147V2H148ZM160 1L162 2L163 0H160ZM160 1H159V3H158V2H157V3L160 4ZM165 1H166V0H165ZM165 1H163L162 3H164ZM167 1H169V0H167ZM174 1H178V0H174ZM221 1H222V4H220ZM238 1H239V0H238ZM241 1H242V2H246V3H245L246 6H250L249 9L251 8L252 5H251V4H250V5H247V4L252 3L253 1L255 2V0H253V1H252V0H247V1H243V0H241ZM249 1H252V2H249ZM263 1H264V0H263ZM95 2H96V1H95ZM104 2H106V1H104ZM104 2H102V3H104ZM107 2H108V1H107ZM145 2H146V1H145ZM152 2H154V1H152ZM152 2H151V3H152ZM172 2H173V0H170L169 5H170ZM215 2L217 3V6H221V5H224V4H225V0H218L219 3L217 2V0H215ZM227 2H228V4H226V5H228V6H226V5L224 6V7H228V8H226V9H228V10H232V9L235 10V9H236V7H235V9L232 8L233 6H235V5H233L232 2H234V4H235V1L232 0V2L230 3V0H229V1H227ZM236 2H237V0H236ZM256 2H257V0H256ZM68 3H69V4H68ZM68 3H67V4L70 5V2H68ZM78 3L80 4V2H78ZM78 3H77V5H78ZM108 3H109V2H108ZM119 3H120V2H119ZM122 3H123V2H122ZM130 3H132V2H130ZM141 3H142V2H141ZM149 3H150V2H149ZM151 3H150V4H151ZM157 3L155 2L154 5H157ZM212 3H214V2H212ZM239 3H240V1H239ZM239 3H238V5H239ZM47 4H48V3H47ZM99 4H100V3H99ZM106 4H107V3H106ZM106 4L104 3V5H106ZM142 4H144V2H143ZM147 4H148V3H147ZM147 4H146L145 6H147ZM150 4H149V6H150ZM178 4H179V2H175L174 4L172 3L171 5L174 6V7H176V6H178ZM218 4H219V5H218ZM229 4H230V6H229ZM241 4L243 5V7L245 6L243 3H240V5H241ZM252 4H254V3H252ZM48 5H49V4H48ZM82 5H84V4L82 3ZM82 5H81V7H82ZM85 5H86V4H85ZM87 5H89V4H87ZM93 5H94V4H93ZM104 5H103V6H104ZM118 5H119V4H117L116 7H118ZM121 5H122V4H121ZM126 5H127V4H126ZM152 5H153V4H152ZM212 5H213V4H212ZM90 6H91V5H90ZM108 6H109V5H108ZM135 6H136V5H135ZM143 6H144V5H143ZM166 6H168V5H166ZM215 6H216V4H215ZM217 6H216V8H214V5H213L212 7H213L214 9H212V8L209 9V10H211V11H209V14H210V15H213V17H215L214 21L216 20L217 23L219 24V25H217V23H216V24L214 25V28H215L216 30H212V29H213V24L211 25L210 28L207 27V25H205L206 23H207V24L209 23L210 18L212 17V16H210V18H208V16L205 14V15H206L205 18L208 19V20H207L208 22H206V19H204L205 22H204V21L202 22V23H204V25H203V24H202V25L200 24V25H201L202 28H205V29H207V30H208V29L210 30L211 28H212V29H211L210 31L208 30L209 33H207V32H206V33L203 32V35L201 34L200 31H204V29H203V30H202V29H201V30L198 29V31L200 32V33H199V32H198V33L201 34L203 38L201 39V35H199L198 33H196V35H198V38H197V36H196V37L193 39V42H195V43H196V42H198V43L201 42V43L203 44L202 41L204 40V37H205V40H204V41H206L207 43H211V42L213 41L214 44H216V42L219 43V42H218L219 40H218L216 37H219V39H220V38L222 37V36H220V35H222V33L224 34L223 36H225L226 33H224V32H226V30L224 31V25H225V27H226V24H227L228 22H227V19H223V20H222V15H221V14L219 15V13H217V12H218L219 10H220V11H223V10H224V12H228V11H227L226 9H222L221 7H219V8H220V9H219V8H217ZM99 7H100V6H99ZM114 7H115V6H114ZM114 7H113V9H119V7H118V8H116V7L114 8ZM124 7H125V6H124ZM133 7H134V6H133ZM147 7H148V6H147ZM210 7H211V6H210ZM230 7H231V8H230ZM239 7L242 8V6H239ZM256 7H257V6H256ZM49 8H51V7H49ZM82 8H83V7H82ZM93 8L96 9V12H94L96 18L94 17V15H93V17H92V16H91V13H89V14H90L91 19H92L93 21H94V19H95V21H96V20L98 19V18H97V17H98V16H97L98 11H100V10L98 9V11H97V7H96L95 5H94ZM93 8H92V9H93ZM125 8H126V7H125ZM125 8H124V9H125ZM139 8H140V7H139ZM139 8H138V9H139ZM148 8H149V7H148ZM176 8H177V7H176ZM176 8H174V9H176ZM244 8H245V7H244ZM252 8H254V6H253ZM92 9L90 10V12L92 11ZM95 9H93V10L95 11ZM103 9H104V8H103ZM105 9H106V8H105ZM122 9H123V8H122ZM143 9H144V8H143ZM145 9H146V8H145ZM149 9H150V8H149ZM161 9H162V8H161ZM215 9H216V11H215ZM242 9H243V8H242ZM245 9H246V8H245ZM125 10H126V9H125ZM139 10H140V9H139ZM139 10H138V11H139ZM207 10H208V9H207ZM212 10H213V11H212ZM233 10H232V11H233ZM250 10H251V9H250ZM259 10H260V9H259ZM47 11H48V9H47ZM53 11H54V10H53ZM53 11H52V12H53ZM104 11H105V10H104ZM108 11H109V10H108ZM118 11H119V10H118ZM120 11H121V10H120ZM142 11H143V10H142ZM253 11L255 12V10H253ZM52 12H51V14H52ZM80 12H81V11H80ZM80 12H79V13H80ZM153 12H155V11H153ZM211 12H212L213 14H212ZM214 12H216V16H218V17L221 16V17L218 18V17L214 16ZM249 12H250V11H249ZM86 13H87V12H86ZM104 13H106V12H104ZM114 13H115V12H114ZM116 13H117V12H116ZM118 13H120V12H118ZM118 13H117V14H118ZM121 13H124V11L121 12ZM230 13H231V11H230ZM250 13H251V12H250ZM54 14H55V13H54ZM92 14H93V11H92ZM99 14H100V13H99ZM111 14H112V11H111ZM111 14H110V15H111ZM117 14H116V15H117ZM138 14H139V13H138ZM143 14H144V13H143ZM143 14H142V15H143ZM145 14H146V13H145ZM209 14H208V15H209ZM85 15H86V14H85ZM106 15H107V14H106ZM112 15H113V14H112ZM112 15H111L110 17H112ZM120 15H121V14H120ZM161 15H162V14H161ZM164 15H165V14L163 13V16H164ZM245 15H246V14H245ZM247 15H248L249 18L247 17V18H245L244 20H246V19H249V20H246V22H245V21H243V22H245L247 25L250 23V24H249L250 26H249V25L247 26L245 23H244V24H245V27H248V28L250 27L251 30L248 29V30H250V31H248V30L245 28V30H243V31H244L243 33H244V34H246V33H250V35L252 34V36H253L252 39H254V42H257L258 45L264 44V43H263V41H264L263 38H264V37L262 38V37L260 36V38H259V35H258V34H257V36L254 34L255 31H260V32H261L260 29L257 30L255 27H258V25H259L260 22H262V21H259V19H258V15H257V17H256V15H251V14H249L248 12H247ZM249 15H250V16H249ZM55 16H56V14H55ZM75 16H76V14H75ZM88 16H89V15H88ZM104 16H105V14H104ZM114 16H115V15H114ZM118 16H119V15H118ZM138 16H139V15H138ZM154 16H155V15H154ZM163 16H162V17H163ZM166 16H167V15H166ZM251 16H252V17H251ZM259 16H260V14H259ZM50 17H52V15H51ZM99 17H100V16H99ZM105 17H107V16H105ZM105 17H104V18H105ZM119 17H120V16H119ZM146 17H148V16L146 15ZM168 17H169V16H168ZM101 18H102V16L100 17V19H101ZM115 18H116V17H115ZM139 18H140V17H139ZM154 18H155V17H154ZM217 18H218V20H220V22L217 20ZM256 18H257V19H256ZM259 18H260V17H259ZM261 18L263 19L262 16H261ZM74 19H75V17H74ZM107 19H108V18H107ZM112 19H113V18H112ZM157 19H158V18H157ZM250 19H252V20L250 21ZM255 19H256V20H255ZM49 20H50V19H49ZM88 20H89V19H88ZM101 20H102V19H101ZM104 20H106V19H104ZM117 20H119V19H117ZM138 20H139V19H138ZM140 20H141V18H140ZM154 20H155V19H154ZM73 21H75V20H73ZM76 21L78 22V20H76ZM80 21H81V20L79 19V22H80ZM85 21H86V20H85ZM95 21H94L93 23L97 24V21H96V22H95ZM211 21H212V20H211ZM252 21H253V23H252ZM254 21H259V22H256V23H259V24L257 25ZM263 21H264V20H263ZM98 22H100V21L98 20ZM105 22H106V21H105ZM135 22H136V21H135ZM222 22H223V23H222ZM226 22H227V23H226ZM243 22H242V25H243ZM247 22H248V23H247ZM49 23H50V22H49ZM87 23H89V22H87ZM102 23H103V22H102ZM112 23H114V22H111V23H108V22H107V24H110V26H111L112 28H113V26H114L115 24L117 25V22H115L114 24H112ZM133 23H134V22H133ZM154 23H155V22H154ZM158 23H159V25L157 24V26H160L159 28L161 29V21H158ZM210 23H212V22H210ZM210 23H209V24H210ZM213 23H214V22H213ZM220 23H221V24H224V25H221ZM254 23H255V24H254ZM89 24H90V23H89ZM91 24H92V23H91ZM91 24H90L89 27H91ZM107 24H106V25H107ZM118 24H119V23H118ZM129 24H130V23H129ZM138 24H139V23H138ZM155 24H156V23H155ZM209 24H208V25H209ZM253 24H254V25H253ZM45 25H47V24H45ZM69 25H70V24H69ZM86 25H87V24H86ZM102 25H103V24H102ZM102 25H100V26H102ZM135 25H136V24H135ZM162 25H163V24H162ZM255 25H256V26H255ZM260 25H261V24H260ZM67 26H68V25H67ZM122 26H123V25H122ZM126 26H127V25H126ZM130 26H131V25H130ZM153 26H156V25L153 24ZM209 26H210V25H209ZM216 26H218V27H216ZM221 26H222V27H221ZM39 27H41V26H39ZM49 27H50V26H49ZM70 27H71V26H70ZM87 27H88V26H87ZM134 27H135V26H134ZM142 27H143V26H142ZM162 27H163V26H162ZM201 27H200V28H201ZM68 28H69V26H68ZM71 28H72V27H71ZM85 28H86V26H85ZM95 28H98V27L96 26ZM95 28H94V29H95ZM117 28H119L118 30H120V28H122V27H118V26H116L115 29H117ZM124 28H125V27H124ZM127 28H128V27H127ZM129 28H131V27H129ZM163 28H164V27H163ZM220 28H221V29H220ZM258 28H259V27H258ZM37 29H38V28H37ZM88 29H89V28H88ZM92 29H93V26H92ZM106 29H107V27H106ZM108 29H109V28H108ZM113 29H114V28H113ZM122 29H123V28H122ZM160 29H158L159 31H157V28H156V29H152L153 31L156 30L155 32L152 31V32H153V35H155V36H153L152 34H150V36H152V37L154 38L155 41L153 40L152 37L148 36V35H149L148 32H149V31L151 32V29H149V31H148L147 33L144 32V36H143V34H142V35L139 34V35L143 36L142 39L148 37V38H149V41H148V38L145 39L146 42H145L144 40H142V42L145 43V45H144V43H142L141 40H140V42H139V40H137V41L139 42V43H137V44H139V45L136 44V46H135V43H134L135 40H134V42L132 41V42L134 43V48H133V49H135V51H136V50H138V46H139V49H141V50L144 49V50L142 51V52H144V51H145V48L142 47V46H146V47L149 48V51L153 53V51L155 50V47H156V46H159V44H160V47H158V48H159L160 51L163 50V49H165V48H167L166 43L168 42V44H169V42H170V40H171V39H169L168 37L171 36L170 38H172V40H173V39L175 40L174 35H169V36L167 35V36H168V37H167L168 40L166 39V41H167V42H166V41L164 40V39H165V38H164V37H165V33L168 34L170 31H168V30H164V31H163V29H162V31H161ZM218 29H219V30H218ZM243 29H244V28H243ZM41 30H42V29H41ZM41 30H40V31H41ZM95 30H96V29H95ZM99 30H101V29L99 28ZM102 30H103V29H102ZM111 30H112V29H111ZM111 30H110V31H111ZM118 30H117V31H118ZM38 31H39V30H38ZM93 31H94V30H92L91 32H93ZM97 31H98V30H97ZM107 31H108V30H107ZM115 31H116V30H115ZM125 31H126V30H125ZM145 31H147V29H146ZM215 31H216V32H215ZM223 31H224V32H223ZM230 31H231V30H230ZM43 32H44V29H43ZM43 32H40V33L42 34ZM98 32H99V31H98ZM101 32H102V31H101ZM103 32H104V31H103ZM132 32H134V31H132ZM136 32H137V30H136ZM152 32H151V33H152ZM158 32H159V34H160V33H161V34L159 35ZM164 32H165V33H164ZM212 32H213V33H212ZM217 32H218V33H217ZM219 32H221V33H219ZM231 32H232V31H231ZM40 33L38 32V34H40ZM96 33H97V32H96ZM163 33H164V34H163ZM170 33L172 34V32H170ZM170 33H169V34H170ZM192 33H193V32H192ZM214 33H215V35H214ZM227 33H229V32L227 31ZM15 34H16V35H15ZM43 34H44V33H43ZM86 34L88 35V32H87ZM92 34H94V33H92ZM174 34H175V33H174ZM184 34H185V33L183 32V35H184ZM187 34H188V33H187ZM208 34H209V35H210V34L212 35V36H209L210 39L212 38V40L207 39V38H208ZM244 34H243V35H244ZM253 34H254V35H253ZM7 35H8V34H7ZM97 35H100V32H99V34H97ZM128 35H129V33H128ZM158 35H159V36H158ZM176 35H178V34H176ZM183 35L181 34V36H179L180 40H182V37H183V39H184V36H183ZM243 35L240 34V35H237V36L242 37ZM246 35H248V34H246ZM9 36H10V38H9ZM85 36H86V35H85ZM90 36H91V35H90ZM92 36H93V35H92ZM94 36H95V35H94ZM145 36H146V37H145ZM160 36H161L162 38H161ZM172 36H173V37H172ZM190 36H191V35H190ZM206 36H207V37H206ZM229 36H230V35H229ZM237 36H236V37H237ZM262 36H263V35H262ZM6 37L9 38L8 41L6 40L7 43H9V41L11 42V41H13V40L19 39L18 34H17V33H13L12 35L9 34L8 36H4V37H2V38L0 37L1 41L4 42L5 40L3 41V38H6ZM41 37H42V36H41ZM175 37H176V36H175ZM185 37H186V40H187V36H186V35H185ZM192 37H193V36H192ZM199 37H200V38H199ZM213 37L215 38V40H213V39H214ZM246 37H247V36H246ZM13 38H14V39H13ZM85 38H87V37H85ZM137 38H139V37H137ZM155 38H156V39H155ZM163 38H164V39H163ZM179 38L176 37V39H179ZM196 38H197V39H196ZM247 38H248V37H247ZM255 38H256V41H255ZM257 38L259 39L260 43L258 42V39H257ZM12 39H13V40H12ZM42 39H43V37H42ZM91 39H92V38H91ZM150 39H151V41H150ZM161 39H163V41L166 42V43H165L166 46H164V47L161 46V43H162V42L159 41V40H161ZM188 39H189V38H188ZM199 39H200L201 41H200ZM216 39H217V40H216ZM248 39H249V38H248ZM252 39L247 40V41H249V42H248V45L250 44V46H248V48L250 47V49H251V48H252V50L254 49V50H255L254 52H256L255 55H257V53H259V54H260V58L263 59V58H264V57H263L264 55L261 54V53L264 52V48H263L264 46H263V45H261L262 47L260 46L262 49L258 47V48H259V51H258V50H257L258 48L256 47L257 44H255V43L252 41ZM25 40L27 41V39H25ZM88 40H89V39H88ZM123 40H124V39H123ZM126 40H127V38H126ZM132 40H133V39H132ZM157 40H158V41H157ZM180 40H177L178 43H179ZM197 40H198V41H197ZM207 40H208L209 42H208ZM250 40L252 41V44L250 43ZM83 41H84V40H83ZM86 41H87V40H86ZM175 41H176V40H175ZM91 42H92V41H91ZM107 42H108V41H107ZM109 42H110V41H109ZM125 42H127L126 44L128 45L129 41H128V40H127V41H124V44H125ZM130 42H131V41H130ZM132 42H131V43H132ZM148 42H149V43H148ZM158 42H160V43L157 44ZM186 42H187V41H186ZM188 42H189V41H188ZM191 42H192V41H191ZM206 42H205V43H206ZM15 43H16V42H15ZM22 43H23V42H22ZM22 43H20V45H21ZM27 43H28V42H27ZM85 43H86V42H85ZM85 43H84V44H85ZM120 43H121V42H120ZM131 43H129L128 46L126 45L127 48H129L130 45H132ZM153 43H154V46H155V47L153 46ZM155 43H156V45H155ZM180 43H181V41H180ZM180 43H179V45H180ZM207 43H206V44H207ZM87 44H88V42H87ZM87 44H86V47H87ZM92 44H93V43H92ZM92 44H91V45H92ZM111 44H112V42H111ZM116 44H117V42H116ZM124 44L122 43V45H124ZM140 44H141L142 46H141ZM148 44H149V46H148ZM151 44H152V45H151ZM163 44H164V43H163ZM202 44H201V46H202ZM206 44H205V45H206ZM254 44H255V45H254ZM17 45H18V44H17ZM65 45H66V44H65ZM67 45H69V44H67ZM117 45H118V44H117ZM119 45H120V44H119ZM173 45H174V44H173ZM173 45H172V49H174V51H175V49H176V50H179V49H177L176 46H173ZM181 45H182V44H181ZM181 45H180L179 47H183V46L186 47V45H183V46H181ZM192 45H194V44L191 43L190 47H191ZM198 45H199V44H198ZM205 45L203 46L204 48H205ZM251 45H252V47H251ZM21 46H22V47H21ZM21 46H17V47H18L17 50L20 51V52H18V53H19L18 56L20 57L19 60L21 61V62H19V65H20V66L17 65L18 68L16 67V68L18 69V72H17V70H15L14 73H9V72H7V70H6V72H4V74L2 73V74L0 75V93L4 92V94H6V95H0V101H1V102H0V105L2 106V109H3V110H1V108H0V110H1L0 112H2V113H3V111L5 110V107H6L7 109H10L9 111H12V110H13L12 108L15 107L14 104H17L18 101H19V99L22 98V96H24L23 98H25V97H30V95L33 96V94H34V90H36V89H38V90L36 91V92H37V95H38V91H39L40 88H41L40 90H42V91L44 90V91H43L44 94H46L45 91L47 92V91H49L50 89H52V87H50V85H49V83H48V80H46L47 78H46V77H44V78L41 77V75L43 76V74H45V73H43L44 70L39 66L40 64L38 65V62L35 61V63L37 62V63H36V65H37V71H36V65H35L34 63H30V60H29V58H28V55H29V54L27 53L28 50H25V51H26V52L24 51L25 53L22 52L23 48L26 49V46H24V43H23ZM88 46H90V45H88ZM99 46H100V45H99ZM126 46H125V47H126ZM151 46H153L154 48L152 47V49H150ZM215 46H216V45H215ZM17 47H16V48H17ZM20 47H21V48H20ZM108 47H109V46H108ZM140 47H142V48H140ZM161 47H162L163 49H162ZM174 47H175V48H174ZM190 47H189V48H190ZM199 47H200V45H199ZM203 47H202V48H203ZM253 47H254V48H253ZM27 48H28V46H27ZM93 48H94V46H93ZM115 48H116V46H115ZM127 48H126V50H127ZM186 48H187V47H186ZM195 48H196V46H195V47L192 46V48H190V49H193V50H192V51L190 50V51L187 52V53L194 54V56H195V55H198L199 53L202 54V50H201L202 48H201V47H200L201 49H197V48L195 49ZM255 48H256V49H255ZM58 49H59V48H58ZM90 49H91V46H90ZM96 49H97V48H96ZM105 49H106V48H105ZM153 49H154V50H153ZM156 49H157V47H156ZM182 49H183V48H182ZM234 49H235V48H234ZM238 49H240V48H238ZM238 49H237V51H238ZM62 50H63V49H62ZM62 50H61V51H62ZM101 50H102V48H101ZM101 50H100V51H101ZM117 50H118V52H120L119 49H116V51H117ZM159 50L157 49V53L154 51V55L152 54L153 57H151L152 55H151L150 52H149L150 55H149V53H147L148 56L151 57V58H153V59H151V58H147L148 56H146V54H144L145 56L143 55V57H142L141 55H142L143 53L140 54L141 52L139 53V52L136 51L137 53H134V54H135V56H136V54H137V57H138V58L133 59V60H136V61L131 60V62L134 63V64H136V65L139 67V64H140V63L143 65V64L147 63V62L150 60L148 63H151V61H152L153 63H151V64H153V65L156 64V66H158V67L162 66V68H165V67H163V65H165L166 63L163 64V63H161V62L166 60L165 57L167 58V62H169L168 60H170V59L172 58V56H171V58L169 59V56H170V54H169L170 51H169V50H170V49H169V50H164V52L167 51V53L169 54V55H168V54H166V52H165V54L168 55V57H167L166 55L164 56V53H163V52H162L161 55H160V54H159V53H160ZM57 51L59 52V50H57ZM61 51H60V52H61ZM92 51H93V50H92ZM105 51H106V50H105ZM107 51H108V50H107ZM128 51H129V50H128ZM139 51H140V50H139ZM147 51H148V50H147ZM171 51H173V50H171ZM180 51H181V49H180ZM193 51H195V52L197 51V52H196L197 54H196L195 52H193ZM199 51H200V52H199ZM235 51H236V50H235ZM261 51H262V52H261ZM58 52H56V53H58ZM94 52H95V51H94ZM96 52H97V51H96ZM98 52H99V51H98ZM118 52H117V53H118ZM121 52H123V51H121ZM183 52H184V51H183ZM198 52H199V53H198ZM30 53H31V52H30ZM42 53H43V52H42ZM42 53H41V54H42ZM67 53H69V51H67ZM89 53H90V52H89ZM109 53H111V52H109ZM138 53L140 54L139 56H138ZM155 53H156V54H155ZM172 53H173V52H172ZM25 54H27V55H26L27 57L25 56ZM44 54H45V53H44ZM62 54H63V53H62ZM64 54H65V53H64ZM69 54H71V52H70ZM69 54H68V55L66 54V55L69 56ZM157 54H159V55H157ZM174 54H175V53H174ZM191 54H190V55L188 54L189 57L191 56ZM31 55H32V54H31ZM42 55H43V54H42ZM42 55H41V56H42ZM56 55H57V54H56ZM60 55H61V54H60ZM66 55H65V56H66ZM109 55H110V54H109ZM112 55H113V54H112ZM119 55H121V54H119ZM126 55H127V53H126ZM126 55H125V56H126ZM155 55H156V56H155ZM175 55L177 56V54H175ZM262 55H263V56H262ZM63 56H64V55H63ZM113 56H115V55H113ZM125 56H124V57H125ZM129 56H132V55H129ZM140 56H141V57H140ZM158 56H159V57L161 56V57L159 58ZM25 57H26V58H25ZM58 57H59V55H58ZM92 57H93V56H92ZM117 57H118V55H117ZM120 57H122V56H120ZM132 57H133V56H132ZM139 57H140V59H141L142 61H139ZM144 57H145V58H144ZM156 57H157L159 60L161 59V60H160V61H161V62H160L161 64L158 62L159 60L156 59ZM199 57H200V56H199ZM235 57H236V55H235ZM254 57L256 58V56H254ZM41 58H44V56H42ZM59 58H60V57H59ZM67 58H68V57H67ZM108 58H109V56H108ZM115 58H116V57H115ZM118 58H119V57H118ZM125 58H127V57H125ZM128 58H129V57H128ZM134 58H135V57H134ZM146 58H147V59H146ZM229 58H230V56H229ZM255 58H254V59H255ZM25 59H26V60H25ZM27 59H28V60H27ZM45 59H46V58H45ZM89 59H90V58H89ZM105 59H107V57H105ZM110 59H112V58H110ZM110 59H109V60H110ZM131 59H132V58H131ZM164 59H165V60H164ZM256 59H257L258 61H257V60H256V61L253 60V62H252V59H250L251 62H249V63H250V68H252V69L254 70V71H253L254 74H255L256 71L261 67V66H260L261 62H259V61H261V60H259L258 58H256ZM114 60H115V59H114ZM120 60H121V59H120ZM125 60H126V59H125ZM146 60H147V61H146ZM155 60H157L156 62H157L159 65H158L156 62H154ZM230 60H231V59H230ZM25 61H27V62H25ZM62 61H64V60H62ZM65 61H66V59H65ZM65 61H64V62H65ZM115 61H116V60H115ZM115 61H113V63H114ZM137 61H138V63H137ZM171 61H172V59H171ZM32 62H33V61H32ZM39 62H40V61H39ZM42 62H43V59H42ZM45 62H46V61H45ZM57 62H58V60H57ZM60 62H61V61H60ZM60 62H58L57 65H60L61 63H63V62H61V63H60ZM104 62H105V61H104ZM124 62H126V63H124ZM124 62H122V61H121V62H117V61H116L115 66H114L113 68H111V70H110V69L108 70L110 73H109L108 71H106L107 73H106V72L104 73L103 71H105V70L103 69V71H102L101 74H100L99 71H96V70H99V69H97V68H99V67H97V66H95V65H94V66H95L94 68H95L96 70H95L93 67H90V70H89L90 74H89V72H87V71H84V73H83V72H81V73H83L82 75L85 74V75H87V76H92L91 73L95 70L96 72H93V74H96L97 72H99V73H97L99 76L96 74V75H93L94 77L92 76V78H95V77H96L97 79L99 78L98 81H99L101 84H104V83L101 82V81H103V80H101V79H102V78L108 79L106 76H108V75L111 76V74H112V77H113V76H114V75H113V72H114V74L116 73V69H115V68L118 66L117 64H119V65H123V64H125V67H123V68L125 69L124 71H125V73H126V76H127L128 74L130 75V74L135 73V72L139 69V68L134 67L133 65H131L128 61H124ZM127 62H128V63H127ZM144 62H145V63H144ZM234 62H235V63H234L235 66H234V65H231L232 68H234V67H235V68H238V71H240V70H239L240 67L243 68V66H237V65H236V62H237L238 65H239V64H240V63H239L240 61H239L238 59H235ZM54 63H55V62H54ZM98 63H99V62H98ZM107 63H109V62L107 61ZM121 63H123V64H121ZM154 63H155V64H154ZM252 63H253V64H252ZM32 64H34L35 67H34ZM63 64H64V63H63ZM65 64H66V63H65ZM100 64H101V63H99L98 66H99ZM111 64H112V63H111ZM169 64H170V63H168V64H166V65H169ZM171 64H172V63H171ZM232 64H233V63H232ZM29 65L32 66V67H31L32 70H30V68H29L30 66H29ZM55 65H56V63H55ZM61 65H62V64H61ZM101 65H102V64H101ZM130 65H131V67H130ZM166 65H165V66H166ZM240 65H242V64H240ZM38 66H39V67H38ZM92 66H93V65H92ZM103 66H104V65H103ZM128 66H129V68H127ZM140 66H141V65H140ZM147 66H148V65H147ZM147 66H146V68H143V69L141 68L142 70L139 69L140 71H142V73L137 72L138 75H139V73H140V75H139L138 77H137V74H136V75H134L135 77L131 75V76L128 78V80H132V79L134 78V80L131 81V83H132V84H136V86H134V85H132V84L129 82V83L131 84V86L127 87V89L129 90V91L127 90V92L132 93V94L129 95V98H128L127 94L125 95V96H127V97L124 96V97H125L124 99L128 98L129 101H131V102L129 103L128 100L126 101V100L122 99L123 96H122V97L120 96V97H121L120 100L122 99L123 102H127L125 108H126V107H127V108H130V107H131L130 109H133L134 111L137 110L138 113L141 112V113L144 115V116H141V117H142L141 119H143V117H144V120L149 119V118L147 117L148 114H149V115L153 114V112H150L149 110L152 111V110H153V109H152V108H153V105L155 106L156 103H158V101H159V100H156V98H157L158 95H160V93H158V92H160V91H159V90H160V89H159V86H162V84L164 83V81H163V83H161V85H159V84H160V81H158V80H160V78L162 79L164 75L168 76V74H167L168 71H167V73H165V74L162 76V72H163V70H162V72H161L158 68H155V69H154V67H153V69H154V70L157 69L156 71H158V72H157L158 75L154 74V72L151 73V72L153 71V69H150V70H152V71L147 70V71L150 72V73H149L150 75L148 76V74H145L146 72L144 71L145 69H147V68L149 67V66H148V67H147ZM170 66H171V65H170ZM251 66H252V67H251ZM58 67H59V66H58ZM64 67H65V66H64ZM87 67H89V66L87 65ZM100 67H101V66H100ZM106 67H107V66H106ZM132 67L134 68L133 70H131ZM248 67H249V66H248ZM253 67H254V68H253ZM258 67H259V68H258ZM34 68H35V71H36L35 74H33V72H32V71H34V70H33ZM38 68H39L40 70H38ZM61 68H62V67H61ZM102 68H103V67H101V69H102ZM104 68H105V66H104ZM108 68H109V66H108ZM117 68H119V66H118ZM120 68H121V66H120ZM126 68H127V69H126ZM150 68H151V67H150ZM167 68H169V67H167ZM235 68L232 69V72H233V73H231V75L234 74V73H237V72H238V71H235ZM242 68H241V69H242ZM255 68H256V69H255ZM257 68H258V69H257ZM41 69H42V70H41ZM88 69H89V68H88ZM88 69H87V70H88ZM105 69H106V68H105ZM128 69H130V71H128ZM58 70H60V69H58ZM112 70H113V71H112ZM249 70H250V69H249ZM4 71H5V70H4ZM39 71H40V72H39ZM111 71H112V72H111ZM119 71L121 72V69H120ZM124 71H123V72H124ZM131 71H132L133 73H132ZM134 71H135V72H134ZM143 71H144V74H145V75L143 74ZM156 71H155V73H156ZM169 71H171V69H170ZM234 71H235V72H234ZM241 71H242V70H241ZM241 71H240V72H241ZM259 71H260V70H259ZM1 72H2V71H1ZM41 72H42V74H41ZM45 72H46V71H45ZM59 72H62V71L60 70ZM128 72H130V73H128ZM165 72H166V71H165ZM246 72H247V71H246ZM38 73H39V75H38ZM86 73H87V74H86ZM125 73H122V74H125ZM160 73H161V74H160ZM258 73H259V72H258ZM258 73H257V74H258ZM8 74H9V75H8ZM14 74H15V75H14ZM152 74H154L155 78H154V76H153ZM240 74H241V73H240ZM252 74H253V73H252ZM254 74H253V75H254ZM12 75H13V76H12ZM104 75H106V76H104ZM116 75H118V74H116ZM129 75H128V76H129ZM39 76H40L41 78H40ZM45 76H47V75H45ZM109 76H108V77H109ZM126 76H125V77H126ZM128 76H127V77H128ZM143 76H144V78H143ZM147 76H148V78H149L150 76H152L154 80L152 81V77H150L151 79L146 80L145 77H147ZM158 76H160V78H159ZM62 77H63V76H62ZM62 77H61V78H62ZM64 77H66V76H64ZM64 77H63V78H64ZM76 77H77V78H76L77 80H75L74 77H72L73 79L71 78L70 81L72 80L73 82H72V81H71V82L69 81V83H71V86H70V87H72V86L74 87V85L76 84V85H75V88H76V89L74 88V89H73V92H72V90H71V93H72V94L74 93V97L77 98V100L80 98V99H81L80 101H83V100H84L83 97H85V96H86L87 98H88V97L92 98V97H94V95H95V97H96V96L98 97L97 93L99 94V92L101 93V94H99L100 97H101V95L103 96V94H102V92H101L102 89H103L102 91H106V89H108V91L110 90L107 86H106L107 88H106L105 86H103L102 89H101V88H98V86L96 85V82H92L93 84H92V83L90 84L89 82H86V81H85V82H86V83H85L83 80H86V78H80V81H79V80H78V75H76ZM79 77H80V75H79ZM127 77H126V78H127ZM139 77H141V79H143L144 81L141 80V79L138 80ZM156 77H158V79H157ZM225 77H226V76H225ZM63 78H62V79H63ZM67 78H68V77H67ZM69 78H70V77H69ZM69 78H68V79H69ZM113 78L115 79L116 77L114 76ZM113 78H109V80H111L112 83H113V81H112ZM121 78H124V77H122V75H121ZM121 78H120V79H121ZM148 78H147V79H148ZM167 78H168V77H165V79H163V80H167ZM233 78H234V79H233ZM233 78H232V79L235 80V77H233ZM236 78H237V77H236ZM64 79H65V78H64ZM64 79H63V81H65ZM81 79H82V82H81ZM156 79H157V81H158L157 83H155V80H156ZM232 79H231V80H232ZM39 80H41V81L43 80V81H42V82L40 81L41 84H40V82H39V85H40V86H36L35 84H36V82L38 83ZM74 80H75V81H74ZM100 80H101V81H100ZM124 80H125V79H124ZM137 80L140 81L141 83H142V82L145 83V81H146V82L148 83V84H147L148 87H147L146 83H145V85H144L145 88L142 87L143 85H141L140 82H138ZM233 80H232V81H233ZM237 80H238V79H237ZM237 80L235 81L236 83H237ZM67 81H68V80H67ZM115 81H116V80H114V82H115ZM118 81H119V80H118ZM118 81H116V82H118ZM149 81H152V82H153V85H152V82H149ZM227 81L229 82V80H227ZM45 82L48 83V84H46ZM74 82H75V83H74ZM78 82H79V83H78ZM116 82H115V83H116ZM125 82H126V81H125ZM137 82H138V83H137ZM165 82H166V81H165ZM129 83H128V84H129ZM144 83H142V84H144ZM149 83H150L152 86L149 85ZM214 83H216V82H214ZM218 83H219V82H218ZM33 84H34V85H33ZM42 84L44 85V87H43ZM45 84H46V86H45ZM72 84H73V85H72ZM130 84H129V85H130ZM139 84L141 85V87H140ZM156 84H157V86H154V85H156ZM219 84H220V83H219ZM41 85H42V86H41ZM47 85H48V86H47ZM80 85H82V87H80ZM84 85H86V86H84ZM89 85H90V86H89ZM91 85H92V88H91ZM93 85H94V86H93ZM112 85H113V84H112ZM138 85H139V86H138ZM163 85H164V84H163ZM214 85H215V84H214ZM34 86H35V87H34ZM87 86H88V87H87ZM96 86H97V87H96ZM137 86H138V87H137ZM149 86H150V88H151L152 90L150 89V91H147L146 88H148V90H149ZM153 86H154V88H153ZM39 87H40V88H39ZM45 87H46L47 90L45 89ZM47 87H48V88H47ZM99 87H100V86H99ZM101 87H102V86H101ZM104 87H105L106 89H104ZM109 87H110V86H109ZM135 87H137V89H139V88H140V89L136 91ZM217 87H218V85H217ZM230 87H231V86H230ZM68 88H69V87H68ZM84 88H86V90H83ZM97 88H98V89H97ZM132 88H134V90H133ZM143 88H144L145 90H144ZM204 88H205V87H204ZM236 88H237V87H236ZM10 89H11V90H10ZM80 89H82V90H80ZM87 89H88V90H87ZM95 89H96V90H95ZM100 89H101V90H100ZM154 89L156 90V92H155ZM4 90H5V91H4ZM6 90H7V91H6ZM9 90L11 91V93H10ZM77 90H78V94H75V93H76L75 91H77ZM99 90H100V91H99ZM130 90H131V92H130ZM143 90H144V91H143ZM201 90H202V89H201ZM201 90H199V91H201ZM205 90H207V88H206ZM208 90H209V88H208ZM42 91H41V92L39 93V95H38V97H39V98L41 97V99H42V98H47V97L49 96L48 93H49L51 90H50L49 92H47V95H45L44 97H43L44 94H43ZM81 91H82V92H81ZM86 91H87V92H86ZM97 91H98V92H97ZM108 91H106V96H107ZM112 91H113V90L111 89L110 92H112ZM114 91H115V90H114ZM116 91H117V88H116ZM116 91H115V92H112V93L109 92L107 98L110 96V94L113 95V93H114L113 96H115V95H116V96H119L118 94H120V93H118V91H117L118 94H115ZM133 91H136V92H133ZM138 91H139V92H141V91L146 92V94H147V92H148V94L150 95V97H149V95H147L148 97H147V99H146V94L144 93V94H145V95H144L143 93H141V94L144 95V96H143V95H141ZM209 91H210V90H209ZM8 92H9V94H8ZM80 92H81L82 94H80ZM96 92H97V93H96ZM119 92H120V91H119ZM137 92H138L139 94H138ZM154 92H155V93H154ZM205 92H206V91H205ZM210 92L212 93V91H210ZM214 92H215V90H214ZM24 93H25V94H24ZM86 93H87V94H86ZM133 93H134V95H133ZM150 93H152L153 95L150 94ZM23 94H24V95H23ZM137 94H138L139 96H138ZM155 94H156V96H155ZM202 94H203V93H202ZM7 95H8L9 97H8ZM50 95H51V92H50ZM70 95H71V94H70ZM82 95H84V96H82ZM112 95H111V97H112ZM132 95H133V96H132ZM135 95H136L138 98H139V97H140V98H139V99H138L137 97L133 98ZM140 95L143 96L146 100H144L143 97L141 98ZM1 96H2V97H1ZM72 96H73V95H71V97H72ZM77 96H79V98H78ZM104 96H105V94H104ZM151 96H152V97L154 96L155 99H154V97H153V100H152ZM214 96H215V95H214ZM19 97H20V98H19ZM33 97H35V95H34ZM86 97H85V100H87V101L84 100V101H85L84 103H87V104L90 103L89 106H90L91 108H92V105H93V107H94V103H95V104L98 103L97 98L94 97V101L97 100L96 102H94V101H93V98L90 100V98L87 99ZM100 97H99V98H100ZM111 97H110V98H111ZM130 97H131L132 99H134V100H132V99L130 100ZM160 97H161V96H160ZM160 97H159V99H160ZM205 97H207V96H205ZM3 98H5V99L7 98L6 100H8L9 102L6 101V100H3ZM10 98H11V99H10ZM14 98H15V100H12V99H14ZM16 98H17V99H16ZM23 98H22V99H23ZM110 98H109V99H110ZM208 98H209V97H208ZM210 98H211V97H210ZM1 99H2V100H1ZM95 99H96V100H95ZM105 99H106V97H105ZM109 99H106V100H109ZM111 99H112V98H111ZM113 99H114V97H113ZM136 99H138V100L136 101ZM157 99H158V98H157ZM204 99H205V98H204ZM148 100H149V103H148ZM155 100H156V101H155ZM11 101H14V103L12 102V105H13V106L11 105ZM15 101H16V102H15ZM90 101H91V102H90ZM102 101H103V98H101V101H100L101 104L103 103ZM122 101H121V103H120V104H122V106H121L120 104H119V105L117 104L118 106L115 105V104H111V105H109L110 110H108V111H111L112 113H111V112H108V115L110 116V113L113 115V116H111L112 118H109V117H108L109 119H112V120H113V118H114V120H115V119H117V118L119 117V115H120L123 111H125V108H123V106L125 105V103L123 104ZM133 101H134V102H133ZM139 101H141V102H139ZM154 101H155L156 103H154ZM6 102H7V104H6ZM78 102H79V100H78ZM108 102H109V101H108ZM138 102H139V103H138ZM142 102H144V103H142ZM208 102H209V101H208ZM253 102H255V101H253ZM80 103H82V102H80ZM111 103H113V101H112ZM114 103H116V101H114ZM118 103H119V102H118ZM128 103H129V104H128ZM131 103H132V104H135V103H136V104H135V106H130ZM137 103H138V104H137ZM145 103H146V104H145ZM150 103H151L152 106H150ZM159 103H160V102H159ZM211 103H212V101H211ZM245 103H246V102H245ZM3 104H4V105H3ZM87 104H85V105H87ZM101 104H97V105H101ZM107 104H110V103H107ZM107 104H106V105H107ZM209 104H210V103H209ZM243 104H244V103H243ZM246 104H247V103H246ZM5 105H7V106H5ZM103 105H104V104H103ZM114 105H115L118 109H119L120 107H122L124 110L122 109V112H121V109H120V111L117 112L116 110H118V109H117V108L115 109V106H114ZM127 105H128V106H127ZM157 105H158V104H157ZM210 105H211V104H210ZM249 105H250V104H249ZM1 106H0V107H1ZM11 106H12V107H11ZM79 106H80V105H79ZM101 106H102V105H101ZM112 106H114V107H113L114 109H112ZM145 106H146V107H145ZM203 106H204V105H203ZM220 106H221V105H220ZM222 106H223V105H222ZM80 107H81V106H80ZM83 107H84V106H82V108H83ZM95 107H96V106H95ZM107 107H108V106H107ZM135 107H136L137 109H136ZM138 107H141V109L144 110V111H141V109L138 108ZM142 107H143V108H142ZM151 107H152V108H151ZM157 107H158V106H157ZM91 108H89V109H91ZM100 108H101V107H100ZM134 108H135L136 110H135ZM145 108H146V110L149 111L150 113L147 112V111L145 110ZM249 108L251 109V107H249ZM249 108H247V110H248ZM86 109H88V108H86ZM89 109H88V111L83 109L84 112L86 111V114H87V112H88V114H87L88 116L86 115V117H85L86 119L84 118V120H85L86 122H89V121L91 122V119H92V118L89 116V114H91V112H90ZM108 109H109V108H108ZM139 109H140V111H139ZM148 109H149V110H148ZM157 109H158V108H157ZM227 109H228V108H226V109L224 110V112H223V110H222L223 114L226 113ZM80 110H81V109H80ZM94 110H96V108L93 109V111H92V109H91L92 114L98 112V110H96V111H94ZM100 110H101V109H100ZM126 110H127V109H126ZM154 110H155V109H154ZM245 110H246V108H245ZM106 111H107V110H106ZM145 111H146L148 114H147ZM155 111H156V110H155ZM251 111L254 112V110H251ZM251 111L249 110V111H246L247 113H246V112L243 113V114H244V118H243V119H245V120H244L245 122L242 120V121H243L242 126L244 125V127H241V128H244V130H246V129L249 130V128L252 127V124H253V123H251V121L254 122V124H255L256 121H258L257 118H256V120H255V118H254V117H255V116H254L255 114L252 115V114H251ZM6 112H7V113H6ZM104 112H105V111H104ZM129 112H130V110H128V113H129ZM241 112H242V111H241ZM253 112H252V113H253ZM5 113H6V114H5ZM8 113H9V112L5 110L4 114H1V113H0V116L2 115V116H4L3 118H5V117H7V115H8V116L10 115V114H8ZM74 113H75V112H74ZM74 113H73V115H74ZM126 113H127V111H126L125 113L123 112L122 114H125V115H124V116L122 115V117H119V118H121V119L123 118V119H124L125 117H127L128 120H129L130 118H131L132 120H133V118H134V120H135V119L137 120V118L135 117V115H137V116L139 115V114H136V112H133V113H134V114H133V113H132V110H131V112L129 113V114L132 113V115H130L131 117L129 116V114H126ZM80 114H81V113H79V115H80ZM98 114H99V113H98ZM98 114H97V115H98ZM142 114H140V115H142ZM146 114H147V116H145ZM83 115H84V114H83ZM83 115H80L79 117H78V115H77V117L74 116V118H68V119H67V117H69V116L66 117V115H65L66 118L64 117V119H63V115H62V117H60V118L57 120V121L59 122V120L62 118V120H60V123H59L58 125H56L57 127L55 126V127L57 128V130H55V129H56V128H55V129H54L55 132L53 131V132H54V135H52V136H55V137H52V138H51L52 141H50V138H49V142H47V141H48V138H47V140L44 141L46 144H45L44 142H39V144H38V143H37L38 141H37L36 139H35L36 141H35L34 139H32V138L29 139V141H30V140L32 141V142L30 141V142H31L30 145L32 146V149L34 148V149L32 150V151H33V154L37 156V160H36V159H35V160L38 161V162L40 161V163H42V162H41L42 160H39V158L41 159V157H40V156H41V155H40L41 153H43V156H44V155H48V156H45V158H46V157H49V158L52 157V158H54V156L60 154L59 152H62V151L65 152V151H66V150H65V151L62 150V147L64 146V144H63V143L60 144V142H64V141H66L65 143H72V142L74 143L75 141H77V139H76L77 137H78V140H79V141H77V142H80V140L83 138V137L81 138V136H82V134H83V133H82L83 131H85V133H84L83 135H86V134L89 135V133H87L88 131L86 132V129L82 127V125H84V124H81V123H84V122H77V123H80V124H81V127H78V126H80V124H77V123H76V121H77L79 118H81V116H83ZM95 115H96V114H95ZM95 115H94V114L92 115L93 117H95V118H93V119H96V120H97L98 118H96V117H99V116H97V115L95 116ZM198 115H200V114H198ZM226 115H227V114H226ZM71 116H72V115H71ZM84 116H85V115H84ZM114 116H116V118H115ZM117 116H118V117H117ZM120 116H121V115H120ZM152 116H153V115H152ZM152 116H149V117H152ZM253 116H254V117H253ZM88 117H89V119H88ZM100 117H101V116H100ZM100 117H99V120H100ZM224 117H226V116H224ZM75 118H78V119H75ZM90 118H91V119H90ZM146 118H147V119H146ZM207 118H208V117H207ZM226 118H228V116H227ZM121 119H120V121H119L118 119H117L118 121L116 120L118 123H119V122L121 123V121L123 122L122 124H120V125H121L120 127H119V124H118L117 122H116L117 124H116V123H113V125H116L117 129H118V127H119L118 130H121V127H123L122 125H125V124H126V125L124 126V128H122V129H125V128H126V130H127V129H128V130H127V132H126V130H125V131L123 130L124 133H122V135L124 134V136H125V140H126V138H130V139L126 140V141H129V140H130V141H129L130 145H131V142H133V143H132L133 145H131L132 147L138 146V145H137L138 142L136 143V145H134V144H135V142H136L137 139H138L137 137L140 136V135L138 134V131L141 132V131L143 130V127H144V123H145V121L142 120V123H141V121H140L141 119H139V121L137 120L138 123L140 122V123H139L140 125L137 127L138 123H137L136 120H135V121H132V120L130 119L129 121H132V123H131V122H128V120H126V118H125V121H127V123H126V122H124V120H121ZM208 119H209V118H208ZM224 119H225V118H224ZM252 119H253V120H252ZM65 120H66V121H65ZM70 120H75V121H71V122H69ZM79 120H80V119H79ZM84 120H83V121H84ZM87 120H89V121H87ZM99 120H98V121H99ZM112 120H111V121H112ZM152 120H153V119H152ZM209 120H210V119H209ZM226 120H227V119H226ZM226 120H225V122H226ZM263 120H264V119H263ZM92 121L94 122V120H92ZM98 121H97V123H98ZM215 121H216V120H215ZM215 121H214V122H215ZM259 121H260V120H259ZM259 121L256 122L257 124L255 125L256 127H257L258 125H260V126H258V127H260V129L257 127V128H258V131H260V130L263 129V127H264V126H261V125L264 124V122L262 121V123H263V124H262L261 121H260V122H259ZM112 122H113V121H112ZM134 122L137 124L136 126L134 125L136 128L133 126ZM146 122H147V121H146ZM208 122H209V121H208ZM214 122H213V123H214ZM217 122H218V121H217ZM227 122H228V121H227ZM246 122H247V123H246ZM95 123H96V122H95ZM100 123H101V122H100ZM103 123H104V122H103ZM103 123H101V125H102ZM106 123H107V122H106ZM109 123H111V122H109ZM148 123H149V122H148ZM194 123H196V122H193V123L191 122L190 124H192L193 126H196L197 128H196V127L193 128V126H191L190 128H191L192 131H197L200 127L198 128L199 125L197 126V125H195ZM249 123H250L251 125H250ZM258 123H259V124H258ZM88 124H89V123H87L86 125H88ZM142 124H143V125H142ZM197 124H198V123H197ZM209 124H210V123H209ZM209 124H208V125H209ZM218 124H219V123H217V125H216V123H215V127L213 126L214 124L212 125V127H210V126H211V124H210V125H209L210 129H207V130H206L208 133L205 131L206 134H205L204 136H206V138H205V137H202V138L200 137V138H201L200 141H199V139H198V143H199V144H198V143H197V144L200 145V144L202 143L200 148H202V146H203V148L206 146L207 148L210 147V149H211V148L213 147V149H214V148L217 146V147L214 149V152L216 153V157H217V158H218V156H219L220 160H219V158H218V161H217V159H216V161H217V166H216V168H218V169H215V170H217L218 173L215 171V175L217 174L216 176H217L218 179H219V177H221L220 175H222L224 172H225V173L222 175V177H223V176L226 177V175L228 174V172H231V171H232V168H233L234 166L231 168V164H230V163H229L230 165H228V166H226L228 163L224 165V167H226L225 170L220 169V167L224 168V167H223V164H222V163H223L222 161H223V160L225 161V159H226V160H227V159L230 160L229 158H231V157L233 156V153H234V152L232 153V156H231V155H230L231 153H229V152H231L232 149L229 150V148H226V147H229V146H228V143H227V139H226L227 136H226V131H225V130H227V129H228L227 127H229V126H226V127H225V125H224V127L227 128V129H225V128L223 127V130H221V131H220V129H221V128H220L219 131L221 132V134H220V132H219L218 134H220V135H219V137H218V134L216 135V133L218 132L216 128H217V126H218V128H219V125H220V124H219V125H218ZM225 124H226V123H225ZM248 124H249V125H248ZM86 125H84V127H85ZM103 125H104V124H103ZM103 125H102V126H103ZM107 125H109V124H107ZM113 125H112V126H113ZM117 125H118V126H117ZM229 125H230V124H229ZM75 126L77 127L76 129H75ZM105 126H106V124L104 125V128H105ZM126 126L130 127L131 129L133 128V129L130 130V128H127ZM131 126H132V127H131ZM250 126H251V127H250ZM253 126H254V125H253ZM87 127H89V126H87ZM87 127H86V128H87ZM100 127H101V126H100ZM113 127H114V126H113ZM145 127H146V126H145ZM207 127H208V126H207ZM209 127H208V128H209ZM238 127H239V126H238ZM238 127H237V129H238ZM245 127H246V128H245ZM247 127H248V128H247ZM73 128H74V130H73ZM78 128H79V130H78ZM81 128H83V130H81ZM139 128H140V129L142 128V130H137V129H139ZM214 128L216 129L217 132L214 130ZM241 128L239 127V130H240ZM253 128H254V127H252L249 131L246 130L247 133H245V136H242V135H244V133H243L242 135L240 134V133H242L241 131H243V130L241 129V130L239 131V137H237V138H239V140H237V142L239 141L240 146L242 145V143H243V144L245 143V145H242V146H243V147L246 146L245 148L248 149V150H250V147H251L252 149H253V148H254V149L256 148L255 145H252V144H250V142H249V140H250L249 138H250L251 136H253V134H254L253 132H254L255 130H257L256 128H254V131H253V130H252ZM14 129H15V128H14ZM14 129L12 128L13 131H12V135H11L12 137H11V138H13V139L15 138V139L17 140V138H18V137H17V133H16V130H14ZM84 129H85V130H84ZM87 129H88V128H87ZM102 129H103V128H102ZM107 129H108V128H107ZM188 129H189V128H188ZM194 129H195V130H194ZM224 129H225V130H224ZM103 130H104V129H103ZM105 130H106V129H105ZM133 130H135V131H133ZM145 130H146V129H145ZM204 130H205V129H204ZM208 130H210L211 132H209ZM77 131H78L79 134L77 133ZM130 131H131V132H130ZM132 131H133L134 133H133ZM136 131H137V133H135ZM189 131H190V130H189ZM198 131H200V130H198ZM214 131H215V132H214ZM246 131H245V132H246ZM252 131H253V132H252ZM258 131L255 132V136H256L257 133H259ZM14 132H15V133H14ZM106 132H107L106 134H108V137H109V135H110V137H111V135H112L113 138L116 137V134H113L114 131H112L113 133H111L110 131H109V132H110V133H109L108 130H107ZM140 132H139V133H140ZM145 132H146V131H145ZM212 132H214V133H212ZM248 132H252V133H250V134H251L250 137H249L250 134H249ZM55 133H56V134H55ZM75 133H76V134H75ZM104 133H105V131H104ZM104 133H103V134H104ZM128 133H129V134H128ZM141 133L143 134V131H142ZM185 133H186V132H185ZM187 133H188V132H187ZM211 133L213 134V137L216 138V139H214V138L212 137ZM106 134H104V135H106ZM132 134H133V135H132ZM135 134H138V136L135 137ZM192 134H193V133H192ZM198 134H199V133H198ZM208 134L211 136V138H209L210 136H209ZM227 134H228V133H227ZM248 134H249V135H248ZM76 135H77V137H76ZM78 135H80V137H79ZM131 135H132L133 137H132ZM222 135H223V136H222ZM240 135L242 136V138H240V137H241ZM117 136H119V135L117 134ZM129 136H130V137H129ZM207 136H208V137H207ZM247 136H248V137H247ZM89 137H90V135H89ZM103 137H104V136H103ZM110 137H109L110 140L107 138V139L109 140V142H111V143H109V142L107 141L109 145L111 144V147H110V148H113V147H114V149H117V150H118V149H119L118 147H121L120 149H122L123 146H124V147L126 146V142H125V144H121V143H120L121 146H120L119 144H117V143H119V141H121V140H119V139H117V138H116L117 143H114V144L112 145V141H114V140H113V138L111 139ZM134 137H135L136 139H134ZM143 137L145 138V136H143ZM185 137H188V136L185 135ZM198 137H199V136H198ZM228 137H229V136H228ZM243 137H247L248 139L246 140V138H243ZM80 138H81V139H80ZM104 138H105V137H104ZM139 138H140V137H139ZM188 138H189V137H188ZM196 138H197V137H196ZM217 138H218V140H217ZM223 138H224V139H223ZM53 139H55V140H53ZM83 139H84V138H83ZM85 139H86V138H85ZM140 139H141V138H140ZM185 139H186V138H185ZM185 139L183 138V140H185ZM208 139H209V141H208ZM221 139H222V140H221ZM225 139H226V142H225ZM74 140H75V141H74ZM132 140H134L135 142L132 141ZM142 140H143V138H142ZM203 140H205V141H203ZM206 140L209 142L208 144H210V146H208V144L206 145V143H207ZM219 140H220V141H219ZM223 140H224V143H223ZM12 141H14V140H12ZM17 141H18V140H17ZM116 141H114V142H116ZM188 141H190V140L188 139ZM192 141H193V140H192ZM196 141H197V140H196ZM201 141H202V142H201ZM210 141H212V142L215 141V142H213V143H214V144H213V143L210 142ZM216 141H217V143H218V142H219V143L221 142L220 144L218 143V145H221L220 147L217 145ZM241 141H242V142H241ZM247 141H248V142H247ZM30 142H29V143H30ZM203 142H206V143H203ZM246 142L249 144L248 146H250V145H252V146H250V147L248 148V146L246 145V144H247ZM12 143H13V142H12ZM12 143H11V144H12ZM73 143H72V144H73ZM105 143H106V142H105ZM123 143H124V142H123ZM129 143H128V144H129ZM143 143H144V142H143ZM187 143H188V142H187ZM191 143H192V142H191ZM211 143H212V145H211ZM6 144H9V142H8V143L6 142V143L4 144V146H3V145H0V155H1V157H0V166H1V165H2V166H3V165L5 166V164H6V166H7V165L13 163V162H10V161H13L12 159L15 158V156H13L14 154H13V152H12L13 150H12V148H11V146L13 147V144H12V145H11V144H10V145H6ZM37 144H38V145H37ZM41 144H42V145H41ZM128 144H127V146H129ZM204 144H205V145H204ZM258 144H259V143H258ZM258 144H257V146H258ZM5 145H6V146H5ZM59 145H60L61 147H60ZM62 145H63V146H62ZM75 145H77V144H75ZM79 145H80V144H79ZM115 145H116V146H115ZM118 145H119V146H118ZM190 145H191V144H190ZM190 145H189V146H190ZM194 145H195V144H194ZM198 145H196V146L198 147ZM214 145H216V146H214ZM225 145H227V146H225ZM1 146H2V147H1ZM66 146H67V145H66ZM69 146L71 147V144H69ZM191 146H192V145H191ZM211 146H212V147H211ZM253 146H255V147H253ZM116 147H117V148H116ZM124 147H123V148H124ZM132 147H131V148H130V147H127V148L132 149ZM206 147H205V148H206ZM76 148H78V147H76ZM190 148H191V147H190ZM205 148H204V149H205ZM217 148H218L219 150H218ZM120 149H119V150H120ZM135 149H136V148H135ZM198 149H199V148H198ZM204 149H202V150H204ZM213 149H212V150H213ZM226 149H228V150H226ZM243 149H244V148H243ZM246 149H245V150H246ZM133 150H134V149H133ZM133 150H132V151H133ZM220 150H221V151H220ZM222 150H223V151H222ZM224 150H226L227 152L224 151ZM46 151H47V152H46ZM132 151H131V152H132ZM193 151H194V150H193ZM199 151H201V149H200ZM216 151H217V152H216ZM11 152H12V153H11ZM36 152H37V153H36ZM44 152H46V154H45ZM48 152H49V154H47ZM114 152H115V150H114ZM117 152H118V151H117ZM117 152H116V153H117ZM247 152H248V155H244V156H245V159H243L244 157L241 156V155H243V154H241V155H238V154H237L238 157L240 156V157L243 159V161L241 160V158H237V159H240L239 162H242L243 164L248 160L249 162L247 161L246 165H248L247 167H249V166L251 165L250 163H251V161L253 160L254 157L252 158V156H251V154L253 153L252 150H251V151H247ZM249 152H250V154H249ZM251 152H252V153H251ZM73 153H75V152H73ZM73 153H72V154H73ZM77 153H78V152H77ZM132 153H133V152H132ZM192 153H193V152H192ZM195 153H196V152H195ZM223 153H226V154L223 155ZM227 153H228L231 157H230ZM50 154H51V155H50ZM61 154H62V153H61ZM61 154H60V155H61ZM200 154H201V156L203 155L202 153H200ZM210 154H211V153H210ZM213 154H214V153H213ZM218 154H219V155H218ZM235 154H236V153H235ZM34 155H33V156H34ZM38 155H39V157H38ZM70 155H71V153H70ZM73 155H74V154H73ZM73 155H72V158H74ZM211 155H212V154H211ZM211 155H210V157H211ZM220 155H221V157H220ZM237 155H235V156H237ZM249 155H250V157H248ZM260 155H263V154L259 153L258 156H260ZM36 156H35V158H36ZM58 156H59V155H58ZM58 156H57V157H58ZM74 156H75V155H74ZM76 156H77V155H76ZM207 156H208V155H207ZM225 156H229V158H227V157H225ZM197 157H198V156H196L195 158L197 159ZM222 157H223L224 159H223ZM233 157H234V156H233ZM45 158H43V160H44ZM52 158H51V159H52ZM75 158H76V157H75ZM80 158H81V157H80ZM103 158H104V160H105V157H103ZM108 158H109V157H108ZM108 158H107V160H108ZM149 158H150V157H149ZM221 158H222V160H221ZM234 158H235V157H234ZM249 158H252L251 161L249 160ZM260 158L262 159V158H264V156H260ZM46 159H47V158H46ZM196 159H195V160H196ZM205 159H206V158H205ZM209 159H210V158H209ZM235 159H236V158H235ZM73 160H75V159H73ZM73 160H72V162H73ZM198 160H199V159H197V161H198ZM201 160H202V159H201ZM228 160H227V161H228ZM231 160L233 161L234 159H231ZM244 160H246V161H244ZM36 161H35V164H37ZM82 161H83V160H82ZM197 161H196V162H197ZM236 161H237V160H236ZM236 161L234 160L233 162L235 163ZM70 162H71V161H70ZM70 162H69V164H70ZM72 162H71V164H72ZM78 162H79V164H80L79 166H81V168H80V170H81L82 167H83V165H81L82 162H81V163H80V161H78ZM101 162H102V161H101ZM105 162H106V161H105ZM108 162H109V161H108ZM73 163L75 164V162H73ZM88 163H89V162H88ZM102 163H103V162H102ZM248 163H249V164H248ZM252 163H253V162H252ZM29 164H30V165H29ZM35 164L33 165V164H31V163H28V164H26L27 166L24 165V167H23V170H24V171L21 170L23 173H22L21 171H20V172H21L22 174L19 173V175H18V173H17V175H18V176H17L18 179H19V180H24V182H26L27 180H29V183H30V182H34L35 180H33V179L37 176V175L35 174V173H36L35 171H37V168H38V166H36ZM67 164H68V163H67ZM85 164H86V163H85ZM89 164L92 165V163H89ZM104 164H105V163H104ZM110 164H111V163H110ZM199 164L202 166V164L200 163V161H199ZM218 164H220V165H218ZM31 165H32V167H30ZM41 165H42V164H41ZM108 165H109V163H108ZM221 165H222V166H221ZM233 165H234V164H233ZM236 165H238V164H236ZM2 166H1V167H2ZM35 166H36V167H35ZM69 166H70V165H69ZM69 166H68V167H69ZM71 166H72V165H71ZM71 166H70V168H72ZM73 166H74V165H73ZM84 166L86 167V166H88V164H87V165H84ZM105 166H106V165H105ZM105 166H104V169H105ZM218 166H219V167H218ZM241 166H242V165H241ZM243 166H244V165H243ZM74 167H76V166H74ZM77 167H78V166H77ZM227 167H230L231 171H230L229 168H227ZM250 167H252V166H250ZM250 167H249V168H250ZM24 168H25V169H24ZM90 168H91V167H90ZM90 168H89V169H90ZM106 168H107V167H106ZM109 168H110V167H109ZM109 168H107V169H109ZM151 168H152V167H151ZM151 168H150V169H151ZM200 168H201V167H200ZM200 168H199V170H200ZM253 168H254V167H253ZM253 168H250V171H249L250 174H251V175H249L250 178H248L249 176H247L248 179L246 178V180H244V181H245V183H244V184H245V186H244V191H243V192L241 191V192L244 193V195H247V196L249 195L248 197H250V198H248L247 196H244V197H247V199H251L252 203L254 204V205H253L254 207L256 206V202L260 204L259 206H256V209H257L258 207H259V209L262 208V209H260L261 211L258 210V209L256 210V209L254 208V210H255L254 212H255V213L253 212V215H255V216H253V215L250 213V215L253 216L252 219H253L254 228H252V227H250L251 229H250V228H247V229H250V230L252 231V232H250V233L253 234V237L255 236L254 239L256 238L254 241L251 240L252 242H251L250 244H251L252 247H250V249L252 248L253 250H256V251L258 252V249H257L256 247H257V245L259 244V242H261V241H260V238H261L262 240H264V236H263V235H264V232H263V231H264V223H263V222H264V215H263V214H264V206H263V204H264V197H263V196H264V195H263V196L260 195L262 192L264 193V186H263L264 184L261 183L262 181H259L260 178H261L260 180H263V179H264V178H262V177H264V176H261V175L264 174V169H263V171L260 170V172H259V171H258L259 169L256 171V170H254ZM76 169L78 170V168H76ZM107 169H106V170H107ZM147 169H148V168H147ZM219 169H220V170H219ZM245 169H246V168H245ZM247 169H248V168H247ZM72 170H73V169H71V171H72ZM77 170H76V172L79 171V170H78V171H77ZM82 170H84V171H82ZM82 170H81L82 172H80V171H79V172L82 174L81 176H83V178H84V184H83L82 182H81V183H82L83 185H85L86 183L89 182L88 184H86V187H88V188H87V193L89 194V193L91 192V191H90L91 189L89 188L90 181H89L88 178L91 177V176H88V175L90 174V173L88 174V171H87V170H88V167H87V170H86V168H83ZM85 170H86V171H85ZM145 170H146V165H145ZM251 170L256 171V173L254 172L255 176H254L253 173H251ZM89 171H91V170H89ZM200 171H201V170H200ZM220 171H221V172H220ZM261 171H262V174H260ZM86 172H87V173H86ZM146 172H147V171H146ZM222 172H223V173H222ZM247 172H248V171H245V173H247ZM37 173H38V172H37ZM74 173H75V172H74ZM80 173H79V174H80ZM83 173H85V174H83ZM91 173H92V172H91ZM104 173H105V172H104ZM106 173H107V172H106ZM86 174H87V175H86ZM146 174H147V173H146ZM146 174H145V175H146ZM211 174H212V173H211ZM230 174H231V173H230ZM35 175H36V176H35ZM90 175H91V174H90ZM206 175H207V174H206ZM215 175H213V176L211 175L212 177H211L210 179H214V176H215ZM228 175H229V174H228ZM252 175H253V176H252ZM257 175H258L259 179H258V177H256ZM19 176H20V177H19ZM84 176H85V177H84ZM17 177H16L15 180H18ZM77 177H79V176L77 175ZM206 177H207V176H206ZM217 177H215V178L217 179ZM20 178H21V179H20ZM86 178H87V180H85ZM92 178H93V177H91V179H92ZM144 178H145V177H144ZM25 179H26V181H25ZM30 179H32V180L30 181ZM210 179H209V181H211ZM216 179H215V180H216ZM255 179H256V180L258 179L257 181H259L261 184H260V183H257V181H256ZM36 180H37V178H36ZM79 180H82V178L79 179ZM224 180H225V179H224ZM85 181H86V183H85ZM218 181L222 182L221 179H219ZM216 182H217V181H216ZM220 182H219V187H220ZM223 182H224V181H223ZM263 182H264V180H263ZM16 183H17V182H16ZM18 183H19V182H18ZM34 183H35V182H34ZM34 183H33V184H34ZM36 183H37V184H35V185L40 184V183H38V182H36ZM91 183H92V182H91ZM213 183H214V182H213ZM242 183H243V182H242ZM26 184H27V183H26ZM30 184H31V183H30ZM30 184H29V185H30ZM82 184H81V185H82ZM206 184H207V182H206ZM256 184H257V186H255ZM258 184H260V186H261L260 189H256V188H259V187H258ZM35 185L33 186L34 188H35ZM87 185H88V186H87ZM212 185H213V184H212ZM223 185H224V184H223ZM27 186H28V185H27ZM27 186H26V187H27ZM30 186H32V185H30ZM30 186H29L28 188H30ZM39 186H40V185H39ZM41 186H42V185H41ZM48 186H49V185H48ZM92 186H93V185L91 184V187H92ZM210 186H211V185H210ZM213 186H215V185H213ZM217 186H218V182H217ZM33 187H31V188H33ZM42 187H43V186H42ZM255 187H256V188H255ZM28 188H27V189H28ZM43 188H44V187H43ZM45 188H46V186H45ZM82 188H83V187H82ZM241 188H242V187H241ZM47 189H49V188H46V190H45V189H44V190L47 192V191H48ZM92 189H93V187H92ZM95 189H96V188H95ZM200 189H201V188H200ZM252 189H253V190H252ZM261 189H262L263 191H262ZM30 190H31V189H30ZM39 190H41V192H42L43 189H42L41 187H40V188L38 187L36 190H34L33 194H30V195H32L31 197L33 198L34 194H37V193H38L37 196L35 195V196H36V199L38 198V200L40 199L41 202H42V199H44V198L46 197V196H44V195H48V196H49L51 190H49V191L47 192V194H46V193L44 194V192L41 193ZM44 190H43V191H44ZM93 190H94V189H93ZM204 190H205V188H204ZM217 190H218V189H217ZM254 190H255V191H254ZM257 190H259L261 193L258 194L259 191L257 192ZM32 191H33V189H32ZM36 191H38V192L35 193ZM88 191H89V192H88ZM94 191H95V190H94ZM200 191H201V190H200ZM207 191H208V190H207ZM250 191H251V193H250ZM252 191H253V192H252ZM39 192H40V195H39ZM52 192H53V191H52ZM62 192H63V191H62ZM201 192H202V191H201ZM201 192H200V194H201ZM203 192H204V191H203ZM205 192H206V191H205ZM255 192H256V194H253V193H255ZM28 193H29V192H28ZM31 193H32V192H31ZM68 193H69V192H68ZM78 193H79V192H78ZM78 193H77V194H78ZM210 193H211V192H210ZM249 193H250V194H249ZM263 193H262V194H263ZM51 194H52V193H51ZM53 194H54V193H53ZM69 194L71 195V193H69ZM79 194H80V193H79ZM88 194H85V195H88ZM95 194H96V193H95ZM95 194H92V193H91L90 195H91V196H92V195L95 196ZM165 194H166V193H165ZM41 195H43L42 197H44V198L41 199V198H40ZM66 195H68V194H66ZM160 195H161V194H160ZM214 195H215V194H214ZM250 195H251V196H250ZM252 195H253V196H252ZM255 195H256V196L258 195L259 197H258V196L256 197ZM35 196H34V197H35ZM50 196H51V195H50ZM72 196H73V195H72ZM72 196H71V198H72ZM91 196L89 197V199L91 198V202H92V200L94 201V199H92L93 197H91ZM63 197H65V195H64ZM160 197H161V196H160ZM260 197H261V198H260ZM69 198H70V197H67V198H65L63 201H65L66 199L68 200ZM76 198H77V197H76ZM81 198H82V197H81ZM29 199H30V198H29ZM74 199H75V198H74ZM82 199H83V198H82ZM87 199H88V198H86V200H87ZM158 199H159V195H158ZM218 199H219V198H218ZM32 200H33V199H32ZM75 200H76V199H75ZM95 200H96V198H95ZM159 200H160V199H159ZM162 200H164V199H162ZM36 201H37V200H36ZM44 201H45V200H44ZM44 201H43V202H44ZM60 201H61V200H60ZM68 201H69V200H68ZM70 201H71V200H70ZM73 201H74V200H72L71 202H73ZM78 201H79V200H78ZM87 201H88V200H87ZM87 201H86V202H87ZM251 201H250V203H251ZM81 202H82V201H81ZM89 202H90V201H89ZM95 202H96V201H94V203H95ZM198 202H199V201H198ZM62 203H63V202H62ZM68 203H70V202H68ZM92 203H93V202H92ZM160 203H161V202H160ZM65 204H66V203H65ZM72 204H73V203H72ZM72 204H70V206H71ZM86 204H87V203H85L84 205H86ZM95 204H96V203H95ZM73 205H74V204H73ZM76 205H77V204H76ZM91 205H93V204H91ZM91 205H90V203H89V206H91ZM160 205H161V204H160ZM209 205H210V204H209ZM250 205H251V204H250ZM63 206H65V207L68 206V208H69L70 211H71V209H72V207H69V204H68L67 206H66V205H63ZM78 206H79V203H78ZM78 206H77V207H76V206L73 207V208H75V209L77 208V209H76V212H74L75 210H73L72 212H74V213H79V211H80V212H81L82 210L84 211V209H82L81 207H80L81 209L79 208V210H78ZM82 206H83V205H82ZM192 206H193V205H192ZM199 206H200V204H199ZM83 207H84V206H83ZM196 207H197V206H196ZM204 207H205V206H204ZM204 207H203V209H204ZM62 208H63V207L60 208L61 211H63ZM68 208H63V209H66V210H67ZM85 208H87V207H85ZM88 208H89V207H88ZM193 208H194V206H193ZM251 208H252V206H251ZM77 210H78V211H77ZM87 210H88V209H87ZM89 210H90V208H89ZM197 210H198V209H197ZM215 210H216V209L211 210V211H215ZM70 211H68L69 214H73V213H70ZM85 211H86V209H85ZM250 211H251V210H250ZM252 211H253V210H252ZM252 211H251V212H252ZM92 212H93V211H92ZM148 212H149V211H148ZM204 212H205V210H204ZM204 212H202V213H204ZM258 212H260V214H259ZM66 213H67V212H65L63 215L65 216ZM85 213H86V212H85ZM87 213L89 214V212H87ZM187 213H188V212H187ZM210 213H211V212H210ZM218 213H219V212H218ZM218 213H217V215H219ZM261 213H262V215H261ZM61 214H62V212H61ZM69 214H68V216L71 217V221H70V223H71L72 221L75 223V221H74L73 219H76L78 216H79V217L77 218V220H79L80 218H82V217L85 215V214L83 215V213H82V214L79 213V214H77L78 216H77V215H76V216L74 215L76 218H73V219H72L73 216H71V215H69ZM91 214H92V213H91ZM149 214H150V212H149ZM192 214H193V213H192ZM198 214H201V213H198ZM208 214H209V213H208ZM212 214H213V213H212ZM212 214H211V215H212ZM215 214H216V212H215ZM257 214H258L260 217H259V216L257 217ZM204 215H205V214H204ZM204 215H203V216H204ZM209 215H210V214H209ZM211 215H210V216H211ZM217 215H216V216H217ZM57 216H58V215H57ZM81 216H82V217H81ZM85 216H86V215H85ZM184 216H185V214H184ZM195 216H196V215H195ZM199 216L201 217L202 215H199ZM205 216H206V215H205ZM210 216H208V217H207V220H206V222H208V223H210V222H209V219L211 218ZM212 216H213V218L216 217L215 215H212ZM248 216H249V214H248ZM262 216H263V217H262ZM65 217H67V216H65ZM65 217H64V219H65ZM90 217H91V215H90ZM143 217H144V216H143ZM193 217H194V216H192V218H193ZM249 217H250V216H249ZM51 218L53 219V217H51ZM62 218H63V217H62ZM67 218H69V217H67ZM84 218H85V217H84ZM84 218H82L81 220L83 221ZM87 218H88V217L86 216V219H85L84 221H87ZM205 218H206V217H205ZM205 218L202 219V220L204 221ZM213 218H212V219H213ZM41 219H42V218H41ZM64 219H63V220H64ZM69 219H70V218H69ZM216 219H217V217H216ZM216 219H215V220H216ZM57 220H58V219H57ZM65 220H66V219H65ZM77 220H76V221H77ZM147 220H149V222H148V225H149L151 218H150V219H147ZM152 220H153V219H152ZM183 220H185V219H183ZM186 220H187V219H186ZM196 220H197V219H196ZM196 220H195L194 222H196ZM198 220H199V222H201V221H200V220H201L200 218H199ZM215 220H214V221H215ZM52 221H53V220H52ZM82 221H78V223L80 224V222H82ZM88 221H89V220H88ZM157 221H158V220H157ZM160 221H161V219H160ZM203 221H202V222H203ZM210 221H212V220L210 219ZM216 221H217V220H216ZM216 221H215V222H216ZM218 221H219V220H218ZM250 221H251V220H250ZM48 222H49V221H48ZM50 222H51V221H50ZM60 222H61V221H60ZM66 222H67V221H66ZM68 222H69V220H68ZM146 222H147V221H146ZM158 222H159V221H158ZM189 222H190V220L188 221V223H189ZM191 222L193 223L192 220H191ZM199 222H198V223H199ZM202 222L200 223V225L202 224ZM206 222H205V224H206V226H207L208 223H206ZM215 222H214V223H215ZM30 223H32V222L30 221ZM30 223H29V224H30ZM33 223H34V222H33ZM51 223H52V222H51ZM51 223H50V224H51ZM58 223H59V222H58ZM74 223H71V225H70L71 228L74 226V225H73ZM78 223H76V224L78 225ZM83 223H84V222H83ZM83 223H82V225H85V223H84V224H83ZM144 223H145V222H144ZM152 223H154V222H152ZM192 223H189V226H190V224L192 225ZM198 223H197V225H198V227H199L200 225H199ZM211 223L213 224V222H211ZM251 223H252V222H251ZM53 224H54V222H53ZM68 224H69V223H67L66 225H68ZM185 224H186V221H185ZM205 224H203V225H205ZM261 224H262L263 226H260ZM30 225H31V224H30ZM39 225H40V224H39ZM48 225H49V223H48ZM48 225H47V226H48ZM55 225H56V223H55ZM60 225H61V224H60ZM66 225H65V227H66ZM72 225H73V226H72ZM80 225H81V224H80ZM153 225H154V224H153ZM155 225H156V223H155ZM155 225H154V226H155ZM194 225H195V224H194ZM203 225H201V230H202V226H203ZM255 225H256V227H255ZM31 226H33V225H31ZM35 226H36V222H35ZM37 226H38V225H37ZM57 226H58V224H57ZM78 226H79V225H78ZM149 226H152V224H150ZM149 226H147V227H149ZM154 226H153V229H154ZM159 226H160V225H158V227H159ZM185 226H186V225H185ZM206 226H205V228H206ZM209 226H210V225H209ZM215 226H216V225H215ZM259 226H260V227H259ZM29 227H30V226H29ZM29 227H28V228H29ZM43 227H44V226H43ZM43 227L39 228V230H42ZM58 227H59V226H58ZM62 227H63V226H62ZM65 227H64V228H65ZM147 227H146V228H147ZM158 227H157V228H158ZM186 227H187V226H186ZM198 227L195 226V227L193 228V226H192V227H190V228H193V230H195V229L200 230V229H198ZM262 227H263V228H262ZM33 228L36 229L37 227H36V228L33 227ZM73 228H74V227H73ZM73 228H72V229H73ZM144 228H145V227H144ZM144 228H143V229H144ZM146 228H145V229H146ZM184 228H185V227H184ZM203 228H204V226H203ZM205 228H204V229H205ZM208 228H211V227H208ZM261 228H262V229H261ZM30 229H31V228L26 229V230H29V231H30ZM55 229H56V228H55ZM62 229H63V228H61L60 230L62 231ZM69 229H70V228L65 229V230H69ZM75 229H76V228H75ZM75 229H74V230H75ZM149 229H152V227L149 228ZM159 229H160V228H159ZM186 229H187V228H186ZM188 229H189V227H188ZM188 229H187V230H188ZM254 229H255V230H254ZM44 230H45V228H44ZM46 230H47V228H46ZM57 230H59V229H57ZM57 230H56V231H57ZM65 230H64V232H66ZM70 230H71V229H70ZM76 230H77V229H76ZM76 230H75V232L73 231L74 234L77 232ZM146 230H147V229H146ZM146 230H144V231L141 230V231H143V234L140 233V235H139V238L141 237L140 240H139L138 238L135 239V237H134V238L132 239L134 242H132V240H130L129 237L132 236V235L130 234L131 236H128V237H127V238L130 240L129 242H130V243L132 242V244H136V245H137V243H136L135 241L138 239V240H139V241H138V244L140 245V244H141L140 241L143 240V237H144L145 239L147 238V235L145 234V232H149V233H150V231H146ZM156 230H157V232L159 231L158 229H156ZM156 230H155V231H156ZM162 230H163V229H162ZM177 230H178V229H177ZM179 230H180V229H179ZM187 230H186V231H187ZM191 230H192V229H191ZM193 230H192V231H193ZM253 230H254V231H253ZM32 231H33V230H32ZM32 231H31V232H32ZM35 231H36V230H35ZM37 231H38V230H37ZM48 231H49V230H48ZM152 231H153V230H152ZM171 231H173V230H171ZM206 231H208V230L206 229ZM260 231H261V232H260ZM27 232H28V231H27ZM33 232H34V231H33ZM39 232H40V231H38L37 236L39 235ZM45 232H46V231H45ZM51 232H53V231H51ZM51 232H49V233H51ZM64 232H62V233H64ZM67 232H70V231H67ZM187 232L190 233V234H191V233L193 234L194 231L191 232V231L189 230V231H187ZM187 232H186V233H187ZM203 232H204V230H203ZM262 232H263V233H262ZM24 233H25V232H24ZM42 233H43V236H42L43 238H42L41 236H40V237L43 239V240H42V241H43V244H42V241H41L40 244H39V245H40L39 248L37 247L38 245L35 246V247L38 248V250H40L41 252L43 251L42 253L39 252V251H37V252H39V254H40V255H39V254L37 253L38 256L41 257V254L45 255V256L42 255L43 257L41 258L43 261H45L43 258L46 259L45 262L42 261V262L45 263V264H46V263H48V264H50V263H51V264H55L56 262H57L56 264L61 263L60 259H58V256L56 255V253L58 254L59 250L56 249L55 246H52L53 244L51 245V242H53V240H54V238H53L51 235H54V234H56V233H54V234H49L48 232L46 233L47 235L49 234L48 236H51V238H53V240L51 239V241H50V239L48 240L49 237H48L47 235H45V236H47V237L44 236V231H41L40 235H41ZM60 233H61V232H59V234H60ZM71 233H72V232H71ZM132 233H133V232H132ZM138 233H139V231H138ZM162 233H163V232H161L160 234H162ZM168 233H169V232H168ZM170 233H171V232H170ZM176 233H177V232H175V234H176ZM182 233H183V231H182ZM188 233H187V234H188ZM194 233H195V232H194ZM196 233H197V231H196ZM196 233H195V234H196ZM255 233H256V234H255ZM30 234L32 235L33 233H30ZM57 234H58V233H57ZM66 234H67V233H66ZM155 234H156V233H155ZM184 234H185V233H184ZM195 234H193V235H195ZM199 234H201V232H200ZM258 234H259V235H258ZM262 234H263V235H262ZM31 235H30L29 237H31ZM34 235L36 236V232L34 233ZM34 235H33V238H34ZM67 235H68V234H67ZM134 235H135V234H134ZM144 235H145V236H144ZM185 235H186V234H185ZM196 235H197V234H196ZM202 235H205V232H204V234H201V236H202ZM224 235H226V234H223V236H224ZM256 235H257V236H256ZM23 236H25V235L23 234ZM26 236H27V235H26ZM37 236H36V237H37ZM55 236H56V235H55ZM58 236H59V235H58ZM62 236H63V234H62ZM68 236H69V235H68ZM125 236H126V235H125ZM136 236H137V232H136ZM170 236H173V235H170ZM183 236H184V235H183ZM186 236H187V235H186ZM186 236H184V237H186ZM190 236H191V235L188 234L187 238L190 237ZM223 236H221V238H222ZM19 237H21V236H19ZM44 237H45V239H46L47 242H45ZM59 237H60V236H59ZM76 237H77V236H76ZM173 237H174V236H173ZM173 237H171V238H172L171 240H173ZM227 237H228V236H227ZM227 237H226V239H227ZM259 237H260V238H259ZM41 238H40V239H41ZM56 238H57V237H56ZM60 238H62V237H60ZM65 238H66V237H65ZM124 238L127 239L126 237H124ZM180 238H181V237H180ZM223 238H224V237H223ZM230 238H231V237H229V240H230ZM251 238H252V237H251ZM57 239H58V238H57ZM74 239H76V238H74ZM74 239L71 238V240H74ZM174 239H177V235L174 237ZM0 240H1V233H0ZM69 240H70V239H69ZM69 240H68V241H69ZM76 240H77V239H76ZM76 240L73 241L74 244H75V241H76ZM168 240H170V239H168ZM177 240H178V239H177ZM1 241H2V240H1ZM20 241H21V240H20ZM36 241H39V240L37 239ZM58 241H60V239H59ZM65 241H66V240H65ZM125 241H126V240H125ZM125 241H124L123 245H125ZM127 241H128V240H127ZM127 241H126V242H127ZM144 241H146V240H144ZM180 241H181V240H180ZM18 242H19V241H18ZM44 242H45V244H44ZM48 242H50V243H48ZM62 242H63V244H64V239H63ZM69 242H70V241H69ZM76 242L78 243L79 240L76 241ZM122 242H123V241H122ZM2 243H3V242H0V247H1V249H0V253L3 254V252H1V251H3V250H2V247H4ZM53 243H55V242H53ZM57 243H58V242H57ZM127 243H128V242H127ZM142 243H143V242H142ZM173 243H174V242H173ZM30 244H31V243H30ZM33 244H35V243H33ZM41 244H42L43 246H41ZM47 244H49V246H48ZM65 244L67 245V243H65ZM70 244H71V242H70ZM70 244H69V246H70ZM74 244H73V246H74ZM79 244H80V243H79ZM113 244H114V242H113ZM155 244H156V243H155ZM155 244H154V246H155ZM175 244H176V242H175ZM1 245H2V246H1ZM4 245H5V243H4ZM46 245L48 246V249H47V246H46ZM50 245H51L53 248H55V250L58 251V252H55V253H54V251H52L53 249L51 248ZM58 245H59V244H57V246H58ZM61 245H62V244L60 243V247H61V248L66 246V245H65V246H61ZM111 245H112V244H111ZM114 245L116 246V244H114ZM114 245H113V246H114ZM126 245H127V244H126ZM136 245H135V246H136ZM141 245H142V244H141ZM144 245H145V243H144ZM151 245H152V244H151ZM156 245H157V244H156ZM178 245H179V244H178ZM194 245H195V244H194ZM198 245H199V244H198ZM57 246H56V247H57ZM71 246H72V244H71ZM77 246H78V245H77ZM80 246H81V245H80ZM85 246H86V245H85ZM132 246H133V245H132ZM154 246H153V247H154ZM196 246H197V245H195V252H196V248L200 247V246H198V247H196ZM35 247H34L33 250L36 251L37 249H36ZM49 247H50V248H49ZM60 247H57V248H60ZM66 247H67L68 251H70L68 245H67ZM74 247H76V246H74ZM128 247H129V248H128ZM128 247H126V248H128V253L132 251L131 253H132L134 256H133L131 253H130L131 255H128V253H127L126 251H125V253H124V251H123V253H122L123 255H122V254H121V255L124 256L125 259L119 254V256L122 257L121 259H120V257H119V260L121 261V263H122V260H123V259H124V261L126 260V262H127V259H128L130 256L135 257V258H132V260H131V258H129V259H130V260L128 259V262L130 261L129 263H132L131 261H133V259H137L136 256H135V255L138 253V251H137V253L135 254V252H136L135 249H136V248L133 246L134 249H131V248H130L131 245L128 246ZM138 247L140 248V246H138ZM70 248H71V247H70ZM72 248H73V247H72ZM72 248H71V249H72ZM76 248H78V247H76ZM80 248H83V246L80 247ZM87 248H88V247H87ZM89 248H90V247H89ZM109 248H110V247H109ZM118 248H119V247H118ZM120 248H121V247H120ZM254 248H255V249H254ZM3 249H4V248H3ZM50 249H51V251H49ZM65 249H66V248H64V250H65ZM73 249H74V248H73ZM83 249H85V248H83ZM129 249H130V251H129ZM137 249H138V248H137ZM152 249H153V248H152ZM201 249H202V248H201ZM18 250H19V249H18ZM31 250H32V249H30L29 251H31ZM87 250H88V249H87ZM89 250H90V249H89ZM97 250H98V249H97ZM113 250H116V249H113ZM123 250H124V249H123ZM125 250H126V249H125ZM134 250H135V251H134ZM193 250H194V249H193ZM197 250H198V249H197ZM210 250L212 251V248L208 249V251H209V252H208V255H209L210 258H212V254H213V253H212ZM19 251H21V249H20ZM29 251H28V252H29ZM35 251H34V252H35ZM60 251H61V249H60ZM65 251H66V250H65ZM85 251H86V250H84V253L80 251L81 254H80V253H79V254H80V256H81L82 258L78 256L80 259L77 260L76 264H78V263L81 264V263L83 262V260H85V261H87L88 263H90V262L88 261V258H89L88 255H89V253H90L91 251H90V252H89V251H88V252H85ZM120 251H121V250H120ZM120 251H118V252H120ZM22 252H23V250H22ZM22 252H21V253H22ZM24 252H25V251H24ZM26 252H27V251H26ZM63 252H64V251H63ZM63 252H62V253H63ZM74 252H75V251H74ZM97 252H98V251H97ZM111 252L116 253L115 251H112V250H111ZM133 252H134V253H133ZM153 252H154V251H153ZM198 252H199V251H197V253H198ZM4 253H5V252H4ZM21 253L19 252V255H20ZM60 253H61V252H60ZM62 253H61V254H62ZM66 253H67V252H66ZM66 253H65V255H66ZM93 253H94V252H93ZM120 253H121V252H120ZM126 253H127V254H126ZM155 253H156V252H154V254H155ZM200 253L203 254V249L201 250ZM200 253H198V255H196V254L193 253V257H194V255L196 256V257H195V260H194V259L192 260V258H191V260L194 261L196 264H197V263H198V264H199V263L204 264L203 261H205V260L203 259V257L200 258L199 255H202V254H200ZM209 253H210V254H209ZM211 253H212V254H211ZM2 254L0 255V258L2 257ZM22 254H24V253H22ZM26 254H27V253H26ZM31 254H32V253H31ZM53 254L56 256V258H55V256H53ZM85 254H86L87 256H86ZM97 254H98V253H97ZM111 254H112V256L114 255L113 253H109V255H111ZM147 254H148V253H147ZM150 254H151V253H150ZM4 255H5V254H4ZM58 255H60V254H58ZM82 255L85 256V259H84V257H83ZM90 255H91V254H90ZM90 255H89V256H90ZM92 255H94V254H92ZM126 255H128V256H126ZM156 255H157V254H156ZM36 256H37V255H36ZM36 256H35V257H36ZM125 256H126V257H125ZM151 256H152V255H151ZM154 256H155V255H154ZM197 256H199V258H198ZM202 256H203V255H202ZM4 257H5V256H4ZM4 257H3V258H4ZM22 257H25V259L27 258L26 256H23V255H22ZM28 257H29V256H28ZM32 257H34V255H33ZM35 257H34V258H35ZM61 257H62V256H61ZM105 257H107V255H106ZM190 257H191V256H189V258H190ZM59 258H60V257H59ZM96 258H97V257H96ZM96 258H95V259H96ZM109 258H111L110 260H112V257H111V256H109ZM54 259H55V260H54ZM57 259H58L60 262H58ZM81 259H82V260H81ZM86 259H87V260H86ZM89 259H90V258H89ZM114 259H115V261H117L116 256L114 257ZM145 259H146V258H145ZM148 259H149V258H148ZM150 259H151V258H150ZM198 259H199V261H197ZM200 259H201V262H200ZM5 260H6V259H5ZM22 260H23V258H22ZM104 260H105V259H104ZM108 260H109V259H108ZM176 260H177V259H176ZM179 260H180V258H179ZM2 261H3V260H2ZM2 261L0 260L1 263H2ZM26 261L29 262L28 260H26ZM31 261L33 262V260H31ZM34 261H35V260H34ZM54 261H56V262L53 263ZM80 261H81V262H80ZM91 261H92V260H91ZM106 261H107V260H106ZM124 261H123V263L125 264ZM149 261H150V260H149ZM151 261H153V260L151 259ZM187 261H188V260H187ZM192 261L187 262V264H188V263L191 264ZM231 261H232V260H231ZM4 262H5V261H4ZM24 262H25V261H24ZM107 262H108V261H107ZM112 262H113V261H112ZM134 262H135V261H133V263H134ZM183 262H184V261H183ZM194 262H193L192 264H195ZM208 262H209V261H205V264H207ZM1 263H0V264H1ZM5 263H6V262H5ZM73 263H74V262H73ZM105 263H106V262H105ZM109 263H110V261H109ZM149 263H150V262H146V264H149ZM211 263H213V261H210L208 264H211ZM230 263H231V262H229V264H230ZM232 263H233V262H232ZM2 264H4V263H2ZM6 264H7V263H6ZM30 264H31V263H30ZM33 264H34V263H33ZM41 264H42V263H41ZM61 264H63V263H61ZM66 264H67V263H66ZM82 264H85V263H82ZM93 264H94V263H93ZM103 264H104V263H103ZM107 264H108V263H107ZM138 264H139V263H138ZM150 264H151V263H150ZM155 264H156V263H155ZM183 264H184V263H183ZM233 264H234V263H233ZM235 264H236V263H235Z\"/></svg>",
  "mask_w": 264,
  "mask_h": 264
}]
</instances>
